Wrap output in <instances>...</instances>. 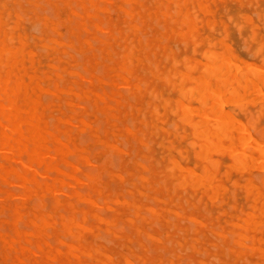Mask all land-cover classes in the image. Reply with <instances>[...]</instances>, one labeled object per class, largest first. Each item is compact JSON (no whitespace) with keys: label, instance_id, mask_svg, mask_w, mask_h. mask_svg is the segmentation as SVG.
I'll return each mask as SVG.
<instances>
[{"label":"bare ground","instance_id":"1","mask_svg":"<svg viewBox=\"0 0 264 264\" xmlns=\"http://www.w3.org/2000/svg\"><path fill=\"white\" fill-rule=\"evenodd\" d=\"M2 1H4V0H2ZM10 1V0H9ZM18 1V0H17ZM71 1H75V3L79 6V4H82L83 5V2H84V0H66V2L67 3H69V2H71ZM108 1V0H107ZM110 1V0H109ZM113 1V0H112ZM115 1V0H114ZM118 1V0H117ZM154 1V0H153ZM167 1V3L165 4V10L164 9H161L160 8V6H162L163 5V2H160V3H158L159 4V6H156V5H154V6H156V8L158 9H155V11H154V16H155V22H159L160 21V17H159V13H160V16L162 17V16H166L167 15V11L169 10V8H168V3L169 2H171L172 0H166ZM181 1H183V0H181ZM196 2H198L197 0H195ZM194 1V2H195ZM203 1H205V0H203ZM229 1V0H228ZM236 1V0H235ZM246 1V0H245ZM252 1V0H251ZM254 1H256V0H254ZM5 2V1H4ZM16 2V1H15ZM88 2V4H90L91 6H92V8L94 9L95 7H96V3H94V0H88L87 1ZM87 2H85L86 3V5H87ZM96 2V1H95ZM100 2V1H99ZM99 2H98V4H99ZM111 2V1H110ZM184 2V1H183ZM182 2V3H183ZM189 2H191V1H189ZM199 2L200 3H198V4H201V1L199 0ZM218 2H219V0H218ZM222 2H223V0H222ZM231 2V1H230ZM239 2V1H238ZM258 1H256V3H257ZM9 3V2H8ZM22 3V2H21ZM104 3V2H103ZM153 4H154V2H152ZM172 3H175V2H172ZM181 3V2H180ZM206 3V2H205ZM210 3H213L212 1L210 2ZM219 3H221V2H219ZM224 4H225V2H223ZM232 4H233V1L231 2ZM0 4H2V2H0ZM10 4L12 5L13 3H12V1L10 2ZM97 4V5H98ZM105 4V3H104ZM103 4V5H104ZM106 4H108V3H106ZM114 4V3H113ZM112 4V5H113ZM125 4H129L128 6H129V8H130V4H131V6L133 7V0H126V3ZM149 5L151 4V3H148ZM196 4V3H195ZM216 4V3H215ZM214 4V5H215ZM239 4V3H238ZM11 5H10V9H11ZM21 5V4H20ZM60 5V4H59ZM76 5V6H77ZM81 5V6H82ZM89 5V6H90ZM110 5V4H109ZM109 5L107 6L109 9H110V7H109ZM116 5V4H115ZM124 5V4H123ZM142 5V7H144V4H141ZM176 5L178 6L179 5V3L177 2L176 3ZM206 5H207V3H206ZM208 5H209V2H208ZM207 5V6H208ZM212 5V4H211ZM251 5V4H250ZM250 5H248V6H250ZM3 6V5H2ZM2 6H0L1 8H2ZM14 6H15V4H14ZM13 6V7H14ZM50 6V5H49ZM58 6V5H57ZM56 6V7H57ZM62 6H63V3H62ZM66 6V5H65ZM80 6V7H81ZM102 6V5H101ZM105 6V5H104ZM138 6H140V5H138ZM194 6V5H193ZM199 6H201V5H199ZM252 6V5H251ZM259 6V4H257V6L256 7H258ZM7 7V6H6ZM46 7V6H45ZM51 7V6H50ZM84 7V6H83ZM103 7V6H102ZM101 7V8H102ZM186 7H188V6H186ZM204 7L205 6H203L202 8L204 9ZM215 7V6H214ZM219 7H221V4H220V6ZM238 7H243V6H240V4L238 5ZM5 7H3L2 9H4ZM52 8V7H51ZM60 8H61V5H60ZM66 8V7H65ZM67 8H68V6H67ZM116 8H121L123 11H124V13H126L127 15H128V17H132L133 16V13H132V11L131 10H129V8L128 9H126L124 6H122V7H120V5L119 6H117ZM199 8V7H198ZM201 8V9H202ZM209 8V7H208ZM225 7H223V10L225 11V9H224ZM228 8V7H227ZM2 9L0 10V11H2ZM8 9H9V7H8ZM7 9V10H8ZM49 9V8H48ZM68 9H70V8H68ZM87 9V8H86ZM91 9V8H90ZM98 9H99V7H98ZM104 9H106V8H104ZM120 9V10H121ZM140 9H141V7H140ZM144 9L146 10L147 9V7L145 8L144 7ZM175 9V8H174ZM200 9V8H199ZM202 9V10H203ZM217 10V8H214V10ZM238 9V8H237ZM241 9V8H240ZM243 9V8H242ZM256 9V8H255ZM46 10H47V7H46ZM49 10H52V9H49ZM65 10V9H64ZM63 10V11H64ZM73 10V9H72ZM82 10V9H81ZM88 10V9H87ZM86 10V11H87ZM101 11H102V9H100ZM107 10V9H106ZM114 10H116L115 8H114ZM119 10V11H120ZM222 10V9H221ZM222 10V11H223ZM226 10H228V9H226ZM261 10H262V8H261ZM4 12H6V10H3ZM9 11V10H8ZM45 10H43L42 12H44ZM83 11V10H82ZM81 11V12H82ZM142 11H143V9H142ZM153 11V10H152ZM175 11H176V15L178 16H175V18H173L174 19V22H178V20H177V18H179V20H180V22L181 23H183V24H185L186 26H187V30H185V31H181V30H179V31H177L178 32V34H181V38H185L186 36H188V33H190L191 34V32L193 31V25H192V18L191 17H189V14H188V12H185V13H181V11H180V9H175ZM204 11H205V9H204ZM209 11V10H208ZM3 12V13H4ZM10 12H11V10H10ZM41 12V13H42ZM70 12H71V10H70ZM78 12V11H77ZM95 12V11H94ZM135 12H137V11H134V13ZM201 12H203V11H201ZM206 12H207V10H206ZM226 12V11H225ZM225 12L223 13V14H225ZM12 13H14V12H12ZM48 13H50V11L49 12H47V14ZM51 13H53V11H51ZM97 13H99V12H97ZM100 13H102V12H100ZM114 13V12H113ZM147 13V12H146ZM217 13V12H216ZM227 13V12H226ZM7 14V13H6ZM35 14V13H34ZM46 14V15H47ZM62 14H64V13H62ZM66 14V13H65ZM79 14V13H78ZM81 14V13H80ZM83 14V13H82ZM94 14V13H93ZM96 14V13H95ZM125 14V15H126ZM137 14V13H136ZM202 14V13H201ZM204 14V13H203ZM240 14V13H239ZM239 14H238V16H239ZM256 14H260L259 12H257ZM262 14V13H261ZM261 14H260V16H261ZM10 15H12L11 13H10ZM10 15H9V17L8 18H11L10 17ZM19 15H20V13H18L17 14V16L19 17ZM37 15V14H36ZM39 15H41L40 13H39ZM50 15V14H49ZM48 15V16H49ZM52 15V14H51ZM53 15L55 16V14L53 13ZM75 15V14H74ZM97 15V14H96ZM106 16H107V13L105 14ZM109 15V14H108ZM116 15V14H115ZM121 15V14H120ZM125 15L123 16V17H125ZM130 15V16H129ZM141 15V14H140ZM230 15V14H229ZM253 15H255V13H253ZM264 15V14H263ZM21 16V15H20ZM53 16V18L55 19V17L57 18V16H55L54 17ZM88 16H92V14L90 15V13L88 14ZM118 16V15H117ZM169 16L170 17H173L172 16V14L171 13H169ZM203 16V15H202ZM208 16V15H207ZM206 16V17H207ZM211 16V15H210ZM219 16H221V15H218V17ZM248 16V15H247ZM256 16V15H255ZM257 17L258 19H259V21H261L260 20V18L261 17ZM45 17V16H44ZM71 17H72V14H71ZM87 17V16H86ZM121 17V16H120ZM205 17V18H206ZM218 17H216V19L218 18ZM226 17H228V14H227V16H225V18ZM251 17V16H250ZM51 18V17H50ZM52 18V19H53ZM73 18V17H72ZM76 18H78V17H76ZM136 18H138L139 19V16L137 15V17ZM148 18V17H147ZM203 18V17H202ZM204 18V19H205ZM212 18V17H211ZM221 17H219V19H220ZM223 18V17H222ZM229 18V17H228ZM236 18V17H235ZM234 18V19H235ZM238 18V17H237ZM240 18H243V15L240 17ZM239 18V22H240V19ZM247 18V17H246ZM248 18H249V16H248ZM12 19H13V17H12ZM15 19V18H14ZM13 19V20H14ZM19 19H22V18H20L19 17ZM18 19V20H19ZM79 19H80V17H79ZM78 19V20H79ZM94 19H96V18H94ZM93 19V20H94ZM106 19V18H105ZM109 19H110V17H109ZM127 19V18H126ZM130 19V18H129ZM163 19V18H162ZM230 20H231V17L229 18ZM75 19H73L72 20V23H70V25L71 24H73V21H74ZM119 20H121L120 18H118V21ZM203 20V19H202ZM207 20V19H206ZM214 20V18H212V20L211 21H213ZM218 20V19H217ZM227 20V19H226ZM229 20V21H230ZM246 20H248V19H246ZM246 20H244L245 22H246ZM6 21H8V20H6ZM15 21V20H14ZM13 21V22H14ZM65 22H66V19L64 20ZM103 20L101 19V17L99 18V22H102ZM113 21H114V17H113ZM117 21V22H118ZM122 21V20H121ZM125 21V20H124ZM137 21V19H135V21L134 22H136ZM142 21V20H141ZM205 21V20H204ZM250 20H248V22H249ZM16 22H17V20H16ZM15 22V25L17 24ZM19 22V21H18ZM40 22V21H39ZM38 22V23H39ZM43 21H41V23H42ZM49 22V21H48ZM58 22H60V20L58 21ZM86 22V21H85ZM97 22V21H96ZM107 22H109V21H107ZM111 22H112V20H111ZM128 22H130V21H128ZM154 21H152V23H153ZM154 22V24H156ZM207 22L208 21H206V23H205V26H207ZM227 22H228V20H227ZM252 22V21H251ZM262 22V21H261ZM5 22L3 21V19H2V17H1V15H0V213L1 212H4V211H6L5 209H7L8 210V212H9V215H10V220H11V222H10V225H9V227H7V228H9V232H11V234L8 232V229L6 228V229H4V230H6L8 233H6L4 230H2V229H0V247H1V250H0V253H2L3 254V256H4V260H5V262H8V263H5V264H179L178 263V261L176 262L174 259H178V257H179V252L177 251V250H179V249H181V248H185V250H184V254L186 253V250H188V249H186V248H189L190 249V251L188 250L187 252H189L190 253V255L189 256H191V257H189L188 258V260L189 261H192L191 260V258L193 257L192 255H193V252H191V251H196V250H198V247H197V243L199 242V237H200V235L201 236H207V234L205 233L206 231L208 232V231H210V233H212L214 236L213 237H216L217 239H218V241H216V242H210V244L214 247V246H216V248H217V251H219L220 250V252H218V253H214V252H212V251H210L207 247H203L202 248V251H203V249H204V251L203 252H206V254L205 255H207V256H210L211 255V258L213 257L214 258V256L216 257V261H217V263L219 262V264H225V259H224V255H225V251L227 250L228 252H226V253H228L227 254V256H230V255H234L235 257H240V255L241 254H245V255H247V254H253L255 257H257V260H253L252 262L254 263V264H264V194H263V192L261 191V189H260V186H259V184H257L256 182L258 181H260V182H262V184H261V187L263 188L264 187V172L262 173H258L259 175H258V179L260 178V180H257V176H256V174H255V176H256V179L253 177V176H250V177H248L249 175H246L247 177H246V179L245 178H243V177H245V176H243V177H241V178H243L244 179V182H245V184H244V182L242 181V183L244 184V193H247L246 194V196L244 197V194L243 193H241V194H243V195H241L242 197H243V201H241V203H243V205H244V203L246 204V202L248 201V200H250L251 201V203L252 204H250V202H248L249 204H250V206L249 205H246V207H248V209H250V210H248L247 211V209H246V211H244L243 209H241L240 210V213H234V214H231V215H229V212H228V215H229V221H228V223L225 221V220H223V221H225L226 222V225H224L223 224V222H221L220 223V221H219V218L216 216V218H213V220L212 219H207V217H206V220H208V221H205L206 223L208 222V224H206V223H204V222H202L201 220V218L199 219L198 217H196L195 215H192V216H185V215H183V214H181L179 211H174V212H172L173 214H175L176 215V217H185V218H187V220L189 219V220H191L192 221V223H194L193 225L194 226H192L191 227V225H190V227L193 229V235L192 236H189V232H190V230H189V227L188 226H182L179 222L181 221H179L178 223H175V227H178L176 230L177 231H179V233L178 234H176V235H178L179 236V238H177V239H175L174 238V235H173V238H171V240H172V242H173V245L170 247V248H168L169 249V256L167 257V258H163V257H161V256H156V257H153V258H150V259H148V256L146 257H144V256H140V255H138V253H140L139 251H138V253H137V250L135 251V249H133V248H131V247H127L128 249H127V251L125 252V253H123V252H120L119 250H116V249H114V248H112L111 246V248H106L104 245H102V244H98V243H96V242H94V240L95 239H97L96 237L93 239V240H91V239H89L87 236H86V233H91L92 235H94L95 233H94V230L95 229H99L98 230V232L99 231H101L102 229H104V231L105 232H107L108 234V236H109V238H110V235L113 237V238H121V234H120V232L121 231H118V230H120L121 228H122V225H120V227L118 226V225H116V226H118L119 227V229L117 228L116 229V226H115V222H116V219H117V217H120L121 218V214H122V210H119V211H117L116 210V213H114V214H112L111 213V211L109 210V214H107L108 213V211H106V210H103V211H106L104 214L106 215V216H101L99 213H98V211H99V209L101 210V212H102V209L103 208H96V209H98L97 211L95 210V206L97 205V201H95L93 198L95 197V194H93V195H91L90 193L92 192V191H96V187L97 186H101V184L100 183H97L96 184V179H98L97 177L100 175H98V173L97 174H95L96 172H97V168H95L94 167V165H93V167H94V169H96V171H95V173H94V170L93 171H86V170H84L85 172H87V174L85 173H83L84 174V177L83 176H81V177H79V175H81V172H80V174L79 173H77V170H78V165L80 166L81 164V161L80 160H82V159H84L85 157H84V155L82 154V152H81V149H80V147H79V145L75 142V136H74V132L76 131V132H79V131H81V130H84V129H82V125H90L89 123H86L85 121H83L81 118H76V116H77V114H78V112L76 111L77 109L79 110V112H80V109H82V107L81 108H77L76 110H75V108L76 107H74V109L71 107V105L73 104V102L71 101V100H67L66 99V97H63V96H59L58 97V95H56V90H58V91H60L61 90V88H62V85H61V87H60V90H59V88H58V82L60 83V81H62L63 80V74H61V72H63L64 73V75H70L69 77H72L71 79H69L68 81H66V82H64L63 84H64V87H63V91H64V93H66L65 94V96L67 95V94H69L70 92H72V94H75V96H77L78 98L80 97V93H81V91H77V90H80V89H82V94H84L85 92H86V90L87 89H83L82 88V86L80 85V83L79 82H77L75 79H74V77L76 76L77 77V75H79V76H81V74L80 73H78L75 69H76V67L78 68L79 66H74L73 65V63L71 64V65H73V66H70V68L71 69H68V67L67 66H64V65H62V67H61V65H60V62H61V59L59 58V59H57V61H53L52 60V62H54V63H48V64H46L47 66H50L51 67V70H52V74L51 73H49L48 71L46 72L45 71V69L43 70V68H42V70L43 71H40L39 69H38V66H36V60L37 59H35V55H34V52H37V51H32L31 49H29L28 47H31V45L30 46H27V43L25 42V37L22 35V34H20L19 32L18 33H16V34H13L12 33V31H13V29H11V30H6V29H4L3 27H4V24ZM9 22H7V24H8ZM35 23L36 22H34L33 24L35 25ZM93 23V22H92ZM105 23V22H104ZM139 25H142L141 23H139V22H137ZM202 23V22H201ZM211 23V22H210ZM230 23H231V21H230ZM263 23V22H262ZM261 23V24H262ZM10 24V23H9ZM84 25V22H77V25L79 26V25ZM130 24V23H129ZM128 24V25H129ZM162 24V23H161ZM234 25V23L232 22L231 23V25ZM244 24V23H243ZM14 24H12V26H15ZM19 25V24H18ZM40 25V24H39ZM45 25V24H44ZM58 25H60V24H58ZM74 25H75V23H74ZM101 26L102 25H104V24H100ZM113 25H115V24H112L111 25V27L113 26ZM138 25V26H139ZM153 25V24H152ZM219 25H221V24H219ZM218 25V26H219ZM232 25V26H233ZM7 26V25H6ZM57 26V25H56ZM94 26H99L98 25V23H95L94 22V24H93V26H91V27H94ZM121 26H122V24H121ZM130 26H131V28L133 29V31H132V33H134L135 35H136V32H135V30L138 28V26L136 25V24H130ZM162 26V25H161ZM165 26H166V30L168 29V25H167V23H165ZM202 26V25H201ZM224 26L225 25H223L222 27V31L225 29L224 28ZM240 26L241 25H238V26H236V27H239L238 29H240ZM245 26H246V24H245ZM244 26V27H245ZM248 26V25H247ZM39 27V26H38ZM58 27V26H57ZM76 27V26H75ZM87 27V26H86ZM91 27L89 28V25H88V27L87 28H89V30L90 31H92V29H91ZM106 27H107V25H106ZM118 27V26H117ZM116 27V28H117ZM140 27V26H139ZM149 27V26H148ZM158 27V26H157ZM163 27V26H162ZM212 26H210V28H211ZM236 27H235V29H236ZM242 27H243V25H242ZM257 27H258V25H257ZM14 28V27H13ZM17 27H15L14 28V30L16 29ZM41 28V27H40ZM44 28H45V26H44ZM53 28V27H52ZM60 28H61V25H60ZM59 27H58V29H60ZM101 28V27H100ZM110 28V27H109ZM108 28V29H109ZM150 28V27H149ZM201 28V27H200ZM209 28V29H210ZM263 28V30H264V27H262ZM34 29V28H33ZM75 29V28H74ZM104 29V28H103ZM146 29H147V27H146ZM160 29V28H159ZM164 30H165V28H163ZM163 29H161V30H163ZM170 29L174 32L175 31V29H173V28H171L170 27ZM197 29V28H196ZM18 30V29H17ZM16 30V31H17ZM36 30H38V29H36ZM48 30H50V29H48ZM76 30V29H75ZM102 30V29H101ZM107 30V29H106ZM111 30H113V31H115L114 29H111ZM120 30V29H119ZM123 30H125L124 28H123ZM128 30V29H127ZM163 30V31H164ZM203 30V29H202ZM212 31H213V27H212V29H211ZM9 31H11V32H9ZM20 31V30H19ZM32 31V30H31ZM51 31V30H50ZM49 31V32H50ZM67 31V30H66ZM76 31H78V29L76 30ZM103 31V30H102ZM129 31H130V29H129ZM162 31V32H163ZM204 31V30H203ZM202 31V32H203ZM239 31V30H238ZM251 31L253 32V30L251 29ZM14 32V31H13ZM26 32V31H25ZM42 32H44L45 33V30L43 31L42 30ZM42 32L40 33V31H39V34L41 35L42 34ZM48 32V33H49ZM53 32V31H52ZM82 32H83V30H82ZM98 32H100V31H98ZM97 30H96V35H97ZM111 32V31H110ZM131 32V31H130ZM141 32V31H140ZM144 32V31H143ZM149 32V31H148ZM206 32H208V31H206ZM59 33V32H58ZM67 33H68V31H67ZM85 33V32H84ZM84 33L83 34H80V37L81 38H83L85 35H84ZM101 33V32H100ZM119 33L121 34V32L119 31ZM127 33H129V32H127ZM145 33V32H144ZM143 33V34H144ZM150 33H151V29H150V32H149V35H150ZM214 33H215V31H214ZM218 33V32H217ZM253 33H255V36H254V34ZM253 33H251V34H253V36L254 37H256V32L254 31ZM46 34V33H45ZM52 34V33H51ZM50 34V35H51ZM54 34V33H53ZM102 35H104L105 36V32L104 33H101ZM115 34V33H114ZM139 34V33H138ZM169 34V33H168ZM218 34H220V32L218 33ZM225 34H227V32L225 33ZM225 34H224V36H225ZM238 34V33H237ZM25 35V34H24ZM28 35H29V32H28ZM37 36L36 37H38V34H36ZM39 35V36H40ZM56 35V34H55ZM55 35H54V37H55ZM83 35V36H82ZM108 35H111V34H108ZM123 35V34H122ZM146 35V34H145ZM149 35H146V36H149ZM238 35H240V33L238 34ZM30 36L32 37V33L30 34ZM44 37H46V39H45V42L44 43H42V47H43V49L45 48V54H47V51H46V49L47 50H49V49H52V50H55L56 51V47L58 46V48H59V46L60 47H62L63 49L61 50V51H59V52H61L62 54L61 55H68L69 57H71L72 56V53L70 52L71 50H67V48H70V49H75L76 50V48H74V45H73V43L71 42V41H69L68 43H67V41L65 42V40L63 41L61 38H59V39H57V40H55V39H53L52 37H48L47 38V36H45V35H43ZM51 36H53V35H51ZM66 36V35H65ZM64 36V37H65ZM68 36V35H67ZM72 36V35H71ZM70 36V38H72ZM117 36H118V34H117ZM176 35H174V37H175ZM205 36V35H204ZM15 37V39H14V41L16 40V44L15 45H12L13 43H12V41H13V38ZM57 37V36H56ZM90 37L91 36H89L88 38H89V40L91 41V40H93V39H90ZM119 37V36H118ZM156 37H157V35H156ZM160 37H162V34H161V36ZM205 37H207V36H205ZM204 37V38H205ZM214 37V36H213ZM221 37H223L222 35H221ZM239 37H241V36H239ZM249 38L251 37V35H249L248 36ZM254 37L252 38V39H254ZM33 38V37H32ZM65 38H67V37H65ZM125 41H126V37H122ZM130 38V37H129ZM141 38V37H140ZM169 38V35H168V37H167V39ZM180 38V37H179ZM193 38V37H192ZM244 38V37H243ZM112 39H114V40H116V38L113 36V35H111V37H109L108 38V40H104V38L102 37L101 39H99V40H97V41H100L101 42V44L100 45H102L101 46V49L102 50H104V51H106L107 53H109V49H110V47H112ZM122 39V40H123ZM163 39V38H162ZM175 39V38H174ZM174 39H173V41H174ZM195 39V38H194ZM194 39L192 40L191 39V41H194ZM223 39H224V37H223ZM225 39H226V37H225ZM247 39V38H246ZM246 39H245V41H244V43L246 44ZM33 40V39H32ZM39 40V39H38ZM48 40V41H47ZM68 40V39H67ZM73 40V39H72ZM76 40V39H75ZM84 40V39H83ZM122 40H121V42H122ZM138 40V42H137V44L138 43H140V39H137ZM147 40V39H146ZM145 40V41H146ZM165 42H166V38H164L163 39ZM162 40V41H163ZM198 40H199V38H198ZM209 40V39H208ZM222 40V39H221ZM227 40V39H226ZM251 40V39H250ZM35 41H37V40H34V42ZM40 41V40H39ZM74 41V40H73ZM87 41V40H86ZM97 41H95V42H93V43H97L98 44V42ZM118 41H120V40H118ZM129 42L131 41L130 39L128 40ZM128 41H127V43H128ZM219 41V40H218ZM248 41V40H247ZM38 42V41H37ZM115 42V41H114ZM242 42V41H241ZM30 43V42H29ZM38 43H40V42H38ZM83 43V42H82ZM88 43H89V41H88ZM93 43H92V45H93ZM127 43H124V48L123 49H127V47H128V45H127ZM164 43V42H163ZM182 43V42H181ZM185 43V42H184ZM198 43V42H197ZM199 43H200V41H199ZM207 43V42H206ZM214 43V42H213ZM219 43H220V41H219ZM251 43L252 44H254V43H256V41H251ZM85 44V43H84ZM83 44V45H84ZM146 44V43H145ZM153 44V42L151 43V45ZM162 44V43H161ZM201 44V43H200ZM208 44H210L209 42H208ZM221 44V43H220ZM231 44H232V41H231ZM33 45H34V43H33ZM57 45V46H56ZM77 45V44H76ZM116 45H118V43L116 44ZM132 45V44H131ZM157 46H158V43L156 44ZM174 45V44H173ZM176 45V44H175ZM181 45H183V44H181ZM195 46H197L198 47V44L196 45V43L194 44ZM225 45H227L226 43H225ZM237 45V44H236ZM27 46V47H26ZM40 46V45H39ZM94 46V45H93ZM133 46V45H132ZM163 47H164V45H162ZM185 46V45H184ZM187 46V45H186ZM193 46V45H192ZM191 46V49L193 50L192 52H193V54L195 53L194 52V47H192ZM208 46H210L211 47V45H208ZM213 46V45H212ZM215 46V45H214ZM229 46V45H228ZM239 46V45H238ZM246 47H247V44L245 45ZM244 46V48H246ZM41 47V48H42ZM83 47H85V46H83ZM116 47V46H115ZM134 47V46H133ZM163 47H162V51H163ZM207 47V46H206ZM218 47H220V45L218 46ZM28 48V49H27ZM35 47L33 46V49H34ZM37 48V47H36ZM40 48V47H39ZM57 48V49H58ZM108 48V49H107ZM130 48H131V46H130ZM130 48H128V49H130ZM135 48V47H134ZM148 48V47H147ZM178 48V47H177ZM237 48H239V47H237ZM243 48V49H244ZM249 48H251V45H250V47ZM257 48H258V46H257ZM96 48H94L93 50H95ZM118 49H119V47H118ZM137 48H135V50H136ZM150 49V48H149ZM149 49H146L145 48V51L146 50H149ZM174 49H175V47H174ZM183 49H184V47H183ZM233 49V48H232ZM241 49H242V47H241ZM240 49V50H241ZM254 49V48H253ZM40 50V49H39ZM51 50V51H52ZM75 50H74V52H75ZM132 50V49H131ZM130 50V51H131ZM144 50V49H143ZM156 50H158V48L156 47L155 48V51ZM176 50V49H175ZM179 50V49H178ZM208 50V49H207ZM247 50H248V48H247ZM250 50V49H249ZM261 50H262V48H261ZM261 50H259V51H261ZM50 51V52H51ZM91 51V50H90ZM90 51H89V53L88 52H85V53H87V54H90ZM97 51H98V49H97ZM96 51V52H97ZM100 51V50H99ZM119 51V50H118ZM123 51V50H122ZM122 51H120V52H122ZM169 51H170V53H169ZM169 51H167V53H165V57H167V56H169V54H171V56H172V53H171V50H169ZM204 51H205V49H204ZM208 51H210V50H208ZM218 51V50H217ZM228 50H227V48H226V52H227ZM257 51V52H256ZM255 52L257 53V55L259 56V54H258V49L256 50ZM92 52V51H91ZM111 52H112V50H111ZM115 52V51H114ZM132 52V51H131ZM143 52V51H142ZM147 52V51H146ZM178 52V51H177ZM219 52V51H218ZM220 52H223L222 51V48H221V51ZM254 52V53H255ZM261 52H263V51H261ZM261 52H259L260 54H261ZM39 53H40V51H39ZM85 53H82V54H85ZM130 52H125L122 56H123V60L122 61H120L118 64H116L117 65V67H118V69L119 70H125V71H127L128 73H130L131 72V70H130V66H132V61L131 60H127V61H125L124 59L126 58V57H128V54H129ZM155 54V52L154 51H152L151 52V54ZM204 53V52H203ZM38 54V53H37ZM45 54H44V56H45ZM56 54H57V52H56ZM81 54V55H82ZM150 54V55H151ZM159 54H161L162 55V53H160L159 52ZM228 54V53H227ZM263 54V53H262ZM43 55V54H42ZM41 55V56H42ZM51 55H53V54H51ZM98 56H97V59H98V57L100 56L99 54H97ZM112 55H113V53H112ZM114 55H117V54H115L114 53ZM143 55V54H142ZM161 55H159V56H161ZM191 55V54H190ZM228 55H230V53L228 54ZM254 55V54H253ZM264 55V54H263ZM262 55V56H263ZM44 56H42V58L44 57ZM55 56V55H54ZM53 56V57H54ZM57 56H58V54H57ZM120 56V55H119ZM203 56H205V53H204V55ZM202 56V57H203ZM221 56H223V54L221 55ZM233 56V55H232ZM231 56V57H232ZM250 56H251V54H250ZM256 56V55H255ZM36 57H39V56H36ZM49 57H51V56H49ZM79 58V56H77L76 55V58ZM144 57L146 58V55H144ZM206 57H207V60H208V62H206V63H203V62H201V63H203L204 64V67L202 68V70H201V72H200V74L198 75V77H196L195 78V81H194V79H191V78H189V81H190V79L191 80H193L194 82H196V86L195 87H190V88H188V86L186 87V89H183L182 88V86H183V82H184V79L189 75L188 74V71L189 70H191V68L190 67H188V65L186 66H184L185 68H186V71L185 72H180V74H178L179 76H180V82L177 84V83H175L174 82V80L172 81L169 77H167L166 75V77H167V83H170V86L172 87H170V89H172L173 90V88H175L176 86H179V89L178 88H176V89H178L179 90V96H178V98L175 100L174 98H173V100H175L174 101V103H176V106L177 107H180L181 109H182V114H183V116H181L182 117V120L185 122V121H188L189 122V125L192 127V137H193V135L194 136H196V137H198V138H200L201 139V143H199L200 145H199V150L198 151H195V155L196 156H199V157H201L202 158V164L198 167L199 169L198 170H195L194 168L195 167H193V168H189V167H184V166H182V165H180V163L178 162V161H176L175 159H173V158H169L168 156V158L165 160V162H166V164L167 165H170V173H168V174H164V176H162L163 177V179L162 180H160V182H159V180H158V182L160 183V184H162V183H164V186L162 185V187L164 188V193H165V189H166V191H173V193L177 190V188H179V189H182V190H184L185 192H186V196H184V195H182V194H180L179 195V197H178V195L175 197V199L174 200H176V198L178 199V198H182V199H184V201H186V203H188V204H190L191 206L190 207H194L196 210L198 209V203H199V201L201 200V198H202V196L200 195V197H198V199H197V202L194 200V199H196L197 198V192L199 191V192H201V193H207L208 194V199H211V200H213L214 198H216L219 194H220V192H221V189H222V194L225 192V188H223L222 187V185H221V183L219 182V180L216 178V170L218 169V165H219V163H218V161H216V159L215 160H211V159H209L208 158V155H207V153L211 150V149H226L227 151H228V153H229V155H230V157L231 158H227L226 156H224V157H226L224 160H228V161H230L229 159H231V162H230V164H229V162L228 163H226V166H227V164H228V166L227 167H231V168H233V169H235V170H239V172H241V171H245V170H247V169H255V168H257V169H261V171L262 170H264V144H263V142H261V141H259V140H257V139H255L256 138V136L255 137H253L252 136V134H251V132H250V129L246 126V125H240V124H238V123H236L237 121L235 120V117L230 113V112H225V111H223L222 109H221V107H222V105H224L225 103L223 102L222 103V105H220L221 104V101H219V105H220V108H219V106H218V108H216V104L218 103V99H220V100H222L221 99V93L219 92V89H215V86H214V88H212L211 87V85H210V83H208V81H207V79H208V77L209 76H214V77H216L218 80L222 77V76H226V75H229V78H226V79H223L224 81V83H226V84H224L225 86L227 85V83H228V79H235V82H236V87H234L233 86V88L230 90V91H228L229 92V95L228 96H226V98L227 99H231V100H233V102L236 100H239L238 99V97H239V91L237 90L238 88L239 89H244V94H246L247 95V93H246V90H248L250 87H253L254 89H256L257 91H258V89H259V91H260V93L262 92V93H264V91L262 90V89H260L261 88V86H260V84L261 83H263L264 84V72H260V71H257L256 72V70L254 71V69H253V71L250 69V70H248V71H250V72H244V71H240L239 69H236V70H234V71H232L231 72V69L229 68V66H228V63H230V62H228L227 61V65L226 64H224V61L223 60H225V57L223 58L222 57V59L223 60H221V61H219V57L216 55V54H214V53H209L208 52V54H206V56L203 58V59H206ZM257 57V56H256ZM27 58V62L29 63V65L28 66H26V64H25V59ZM45 58V57H44ZM48 58V57H47ZM64 58H66V56L64 57ZM81 58V57H80ZM151 58H152V56H151ZM155 57H154V55H153V59H154ZM168 58V57H167ZM200 58H201V56H200ZM41 59V58H40ZM67 59H69L68 57H67ZM120 59H121V57H120ZM134 59H136L137 60V62H139L140 61V59L139 58H134ZM147 59H149L150 60V58H148V56H147ZM152 59V60H153ZM171 59H173V56H172V58ZM184 59V62H185V60H186V58L184 57L183 58ZM226 59H228V60H231V59H229V58H227L226 57ZM233 59H235L236 60V57H234ZM252 59H255V58H252ZM263 59V58H262ZM49 60V59H48ZM71 60V59H70ZM77 60H79V59H77ZM76 60V61H77ZM98 60H100V58L98 59ZM104 60V59H103ZM145 60V62H146V59H144ZM164 60H165V58H164ZM167 60V59H166ZM188 60H190V59H188ZM207 60H205V61H207ZM240 60V59H239ZM238 60V61H239ZM261 60V59H260ZM80 61H82V60H80ZM79 61V62H80ZM88 61V60H87ZM100 61H102V60H100ZM104 61H106V62H108L106 59L104 60ZM158 61H159V59H158ZM183 61V60H182ZM199 61V60H198ZM226 61V60H225ZM26 62V63H27ZM57 62V63H56ZM111 62V61H110ZM240 62H243V61H241L240 60ZM239 62V63H240ZM263 62H264V59H263ZM37 63H38V61H37ZM81 63H83V61L82 62H80V65H81ZM109 63V62H108ZM161 63V62H160ZM164 63H165V61H164ZM187 63V62H186ZM231 63L232 64H234V68L235 67H237L238 66V64L236 63V62H233V61H231ZM236 63V64H235ZM246 63V62H245ZM41 64V63H40ZM44 64H45V62H44ZM68 64V63H67ZM111 64V63H110ZM135 64V63H134ZM147 64H149V63H147ZM178 64V63H177ZM194 64V63H193ZM199 64V63H198ZM251 64V66L253 67V66H255L254 65V63H250ZM263 64V63H262ZM69 65V64H68ZM102 66H103V64H101ZM137 65V64H136ZM135 65V66H136ZM171 65H173V66H175V64H174V62L172 61V64ZM195 65V64H194ZM200 65V64H199ZM226 65V67L227 68H225L224 66ZM41 66H43V64L42 65H40V67ZM45 66V65H44ZM43 66V67H44ZM102 66H97V68L96 69H98V68H100V72H101V69L103 68ZM142 66V65H141ZM141 66H140V69H141ZM152 65H148V67H147V71L151 74V76H156L157 78H159V76L161 75V72L159 71V73H155L156 71H154V67L157 69V67H158V64H155V66L152 68L151 67ZM196 66V65H195ZM195 66L193 67V69L195 68ZM201 66V65H200ZM49 67V68H50ZM74 67H75V69H74ZM82 67V66H81ZM102 67V68H101ZM161 67H162V64H161ZM169 67V66H168ZM167 67V70H169V68ZM115 67H113V69H114ZM224 68H225V70H224ZM255 68H261L262 70H263V68L262 67H259L258 66V64L255 66ZM48 69V68H47ZM80 69V68H79ZM78 69V70H79ZM184 69V68H183ZM193 69H192V71H193ZM49 70V69H48ZM103 70V69H102ZM118 70V71H119ZM61 71V72H60ZM84 70L82 69V72H83ZM96 71V70H95ZM94 71V72H95ZM98 71V70H97ZM96 71V72H97ZM140 71H142V70H140ZM147 71H146V73H147ZM81 72V73H82ZM86 72V71H85ZM85 72H83V73H85ZM103 72V71H102ZM102 72L101 73H97L98 75H101L102 76ZM111 72V71H110ZM121 72V71H120ZM127 72H124V74L125 73H127ZM143 72L144 71H142V75H145L146 76V78H147V76L148 75H146V74H143ZM169 72V71H168ZM173 73H174V71H172ZM66 73V74H65ZM87 73H89L88 71H87ZM87 73H85V74H87ZM138 74V73H137ZM148 74V73H147ZM84 75V74H83ZM88 75L89 74H87V76H85V77H88ZM112 75V74H111ZM116 75H119L118 74V72H116ZM127 75V74H126ZM173 75V74H172ZM172 75H170V76H172ZM175 75V74H174ZM78 76V77H79ZM150 76V77H151ZM162 76V75H161ZM160 76V77H161ZM175 76H177V75H175ZM75 77V78H76ZM83 77V76H82ZM84 77V78H85ZM104 77V76H103ZM123 77V76H122ZM127 77H129L128 75H127ZM43 78H46V79H48V83L45 85V86H43L42 84H41V81L43 80ZM84 78H82V79H84ZM116 78V77H115ZM152 78V77H151ZM156 78V79H157ZM172 78V77H171ZM77 79V78H76ZM86 79V78H85ZM98 80H100L99 78H97ZM104 79V81L105 80H109V77H107V79H106V77L105 78H103ZM120 79V78H119ZM125 80H127L126 78H124ZM133 79H135V76L134 77H132V79H131V81L133 80ZM141 77H139L138 78V80H139V82H137V83H134L133 84V87L135 86L136 88H137V90L136 91H139L140 90V84H145V83H140V81H141ZM148 79H149V77H148ZM147 79V80H148ZM152 79H154V78H152ZM161 79H163V78H161ZM80 80V79H79ZM151 80V79H150ZM188 80V79H187ZM88 81H89V79H88ZM96 82V80H94L93 79V82ZM143 81V80H142ZM149 81V80H148ZM159 81H161V80H159ZM192 81V82H193ZM214 82H216L215 80H213ZM220 81H221V79H220ZM87 82V81H86ZM95 82H94V84H95ZM151 82V81H150ZM155 82V81H154ZM223 82L221 83V85L223 86ZM108 83H109V81H108ZM120 83H121V85H123V83L124 82H121L120 81ZM119 83V81H118V84H120ZM127 83V82H126ZM132 83V82H131ZM149 82H146V84H148ZM44 84V83H43ZM61 84V83H60ZM97 84V83H96ZM145 84V85H146ZM156 84V83H155ZM84 85V84H83ZM76 87V89H75V87ZM106 86V85H105ZM118 86H120V85H118ZM123 86H126V85H123ZM167 86V85H166ZM84 87V86H83ZM87 87H88V82H87ZM106 87H108V86H106ZM106 87H104L105 88V90H107L106 89ZM129 87V86H128ZM146 87V86H145ZM168 87V86H167ZM224 87V86H223ZM110 87H108V89H109ZM111 88H112V86H111ZM121 88V87H120ZM120 88H118V89H120ZM159 88V87H158ZM188 88V89H187ZM98 89H100V88H98ZM97 89V90H98ZM113 89V88H112ZM125 89V88H124ZM124 89H122L121 88V92L123 93V91H124ZM134 89V88H133ZM139 89V90H138ZM169 89V90H170ZM114 90H116V89H114ZM123 90V91H122ZM126 90L128 91V92H126L125 91V93H127V95H128V93H129V90H128V88H126ZM151 90L153 91V89H152V87H151ZM262 90V91H261ZM49 92V93H51L52 95H49L48 94V96H51V99H52V97H53V100H51V101H49L47 104H44V102L42 101V97H41V94H42V92ZM79 92V94L77 93V92ZM89 91V90H88ZM150 91V90H149ZM158 91H160V90H157V92ZM168 91V90H167ZM254 91V90H253ZM257 91H256V93H257ZM84 92V93H83ZM97 92H99V91H97ZM102 91H100L99 92V94H102L101 93ZM109 92H110V89H109ZM117 92V91H116ZM156 92V93H157ZM170 92V91H169ZM189 92V95L187 94ZM227 92V93H228ZM64 93H63V95H64ZM93 92H91L89 95H91ZM133 93V92H132ZM139 93V92H138ZM152 93V92H151ZM194 93H197V95L200 97V104L202 105H204L205 104V102H206V100H207V98H209V97H217V100H215V101H210V103H212V104H209L210 106H208L207 105V109H198V110H195V112H196V116H197V119H193L192 118V116H191V114H193V111H191L190 110V108L188 107V104H186L185 105V103L183 102V100H182V98L187 94L188 96H192ZM251 93H253L252 91H251ZM251 93H249V94H251ZM95 94H97V93H95ZM99 94L97 95V96H99ZM178 94V93H177ZM46 96H47V94H45ZM61 95H62V93H61ZM126 95V94H125ZM148 95V94H147ZM157 95V94H156ZM264 95V94H263ZM56 96H57V99L59 100V102H58V100L56 99ZM68 96V95H67ZM70 96V95H69ZM75 96H74V100H77V99H75ZM87 95H85V98H87L86 97ZM118 96V95H117ZM116 96V97H117ZM140 96V95H139ZM142 96V95H141ZM140 96V97H141ZM175 96V95H174ZM174 96H172L171 95V97H174ZM177 96V95H176ZM256 96V95H255ZM254 96V97H255ZM260 96V95H259ZM71 97V96H70ZM103 96H101L100 98H101V100L103 99L102 98ZM105 97V96H104ZM107 97V96H106ZM129 97H131V98H133L134 97V95H132V96H128V98ZM147 97H149V96H147ZM131 98H130V101H132L131 100ZM153 98V95H152V97H151V99ZM163 98V97H162ZM185 98V97H184ZM225 97H224V101H227V102H229L227 99H226ZM244 98V97H243ZM243 98H240V99H243ZM252 98V97H251ZM250 98V99H251ZM70 99V98H69ZM106 99V98H105ZM121 99V98H120ZM156 99V98H155ZM164 99V102L163 103H165L166 101V99L165 98H163ZM211 99V98H210ZM249 99V100H250ZM259 99V98H258ZM56 100H57V102H56ZM91 100H93V99H91ZM117 100V99H116ZM123 100V99H122ZM121 100V101H122ZM129 100V99H128ZM188 100H189V98L187 99V102L186 103H189L188 102ZM193 100H194V98H193ZM199 100L197 101V102H199ZM80 101V100H79ZM86 101V100H85ZM85 101H81L82 103L81 104H83V102H85ZM88 101V100H87ZM110 102H109V104H112L111 103V101L112 100H109ZM162 101V100H161ZM161 101H160V103H161ZM169 101V100H168ZM191 101V100H190ZM46 102V101H45ZM64 103V104H66V105H68V106H70L71 108H69V110H70V113H69V115H68V117L66 118V121L65 122H67V123H69V125L70 126H72V121H73V119H77V121H78V123H79V125H77V124H75V130H73L71 127H69L68 125V127H65V128H63L64 126H61L60 127V125H58V123L61 121V117L60 116H58L57 114H59L58 112H61V110L60 111H58V108H57V112H56V103L57 104H61V103ZM100 101H98V103H99ZM105 101H103V103H104ZM112 102H114V101H112ZM123 102V101H122ZM125 102V101H124ZM157 102H159V100L157 101ZM249 102V101H248ZM63 103H62V105H63ZM87 103V102H86ZM102 103V102H101ZM100 103V105H102ZM117 102L115 101V103L114 104H116ZM126 103V102H125ZM171 103H173V102H171ZM173 103V104H174ZM74 104H77V103H74ZM88 104V103H87ZM90 104V103H89ZM91 104L93 105V106H95V108L96 107H98V104H97V102H96V100H94L93 102H91ZM114 104H112V105H114ZM148 104H150V102L148 101ZM166 104V103H165ZM164 104V105H165ZM232 104H236V103H232ZM238 104V103H237ZM252 104V103H251ZM260 104V103H259ZM58 105V106H59ZM171 105V104H170ZM190 105V104H189ZM242 105V104H241ZM249 104H247V105H242V106H248ZM258 105V104H257ZM82 106V105H81ZM84 106V105H83ZM87 106V105H86ZM123 105H121L120 107H122ZM172 106V105H171ZM175 106V105H174ZM237 106V105H236ZM263 108H264V102H263ZM63 107V106H62ZM110 107V106H109ZM114 107H115V105H114ZM114 107H110V108H114ZM164 107V106H163ZM167 107V106H166ZM169 107V106H168ZM177 107H175V108H177ZM235 107V106H234ZM241 106H239V108H240ZM243 107V108H244ZM259 107H261V105L259 106ZM66 108V107H65ZM88 108V107H87ZM91 108H92V106H91ZM123 108V107H122ZM228 108V107H227ZM236 108V107H235ZM234 108V109H235ZM242 108V109H243ZM93 109V108H92ZM230 109H232L233 110V106H232V108H230ZM89 110V109H88ZM118 110V109H117ZM231 110V112H233ZM241 109H239V111H240ZM261 110H263L262 108H261ZM65 111V110H64ZM66 111H67V109H66ZM83 111H84V107H83ZM113 111H115V110H113ZM236 111H238V110H236ZM259 111V110H258ZM264 111V110H263ZM89 112H91L90 110H89ZM99 112V111H98ZM98 112H96L97 113V115H98ZM172 112H175V111H172ZM241 112H242V110H241ZM57 113V114H56ZM66 113V112H65ZM81 113V112H80ZM87 112L85 111V114L83 113V117H84V115H87L86 114ZM116 113H118L117 111H116ZM170 113H171V111H170ZM238 113V112H237ZM259 113V112H258ZM68 114V113H67ZM101 114V113H100ZM108 116H112V113H109L108 112ZM123 114V113H122ZM122 114H121V116H122ZM178 114V113H177ZM176 114V115H177ZM262 115L264 114V113H261ZM57 115V116H56ZM59 115H61V114H59ZM63 116H65L64 115V113L62 114ZM61 115V116H62ZM79 115H81V114H79ZM104 114H101V116H103ZM175 115V114H174ZM239 115H241V114H239ZM63 116H62V118H63ZM101 116H99V117H101ZM75 117V118H74ZM82 117V118H83ZM103 117H105V120H106V116L104 115ZM123 117V116H122ZM168 117V116H167ZM171 118H172V114H171V116H170ZM94 118H95V116H94ZM102 118V117H101ZM263 118V117H262ZM111 119V118H110ZM150 119V118H149ZM155 119H157V118H155ZM166 119V118H165ZM173 119V118H172ZM181 119V118H180ZM86 120V119H85ZM87 120H88V118H87ZM98 120H100L101 121V119H98ZM112 120H115V119H112ZM117 120V119H116ZM162 120H163V118H162ZM161 120V121H162ZM170 120V119H169ZM242 120V119H241ZM64 121V120H63ZM92 121V120H91ZM160 121V120H159ZM121 122V121H120ZM150 122H151V120H150ZM182 122V121H181ZM250 122V126H252V125H254L255 123L253 122V121H249ZM76 123V122H75ZM84 123V124H83ZM98 123V121L95 123V124H97ZM145 123V122H144ZM159 122L157 121V124H158ZM161 123V122H160ZM177 123V122H176ZM95 124L93 123L92 125H94L95 126ZM105 124V123H104ZM121 124V123H120ZM73 125H74V121H73ZM119 125V124H118ZM155 125V124H154ZM178 125V124H177ZM176 125V126H177ZM182 125V124H181ZM104 126V125H103ZM121 126H122V124H121ZM150 126V128H151V126H152V124H150L149 125ZM171 126V125H170ZM175 125H174V127H176ZM74 127V126H73ZM97 127V126H96ZM98 127H102V126H100V124H99V126ZM107 127V126H106ZM142 127H145L146 128V126L145 125H142ZM167 127V126H166ZM172 127H173V125H172ZM172 127H169V125H168V127L167 128H171L172 130H173V128ZM188 127V126H187ZM190 127V128H191ZM63 128V129H62ZM86 128H88V127H86ZM122 128H123V126H122ZM144 128V129H145ZM167 128H166V131H167ZM189 128V127H188ZM89 130V133H91L92 134V132H93V128H92V126H90L89 128H88ZM112 130L113 129H116V128H111ZM154 129H156V128H154ZM161 129V128H160ZM175 130L174 131H177L178 132V130H176V128H174ZM178 129H180V128H178ZM182 129V128H181ZM184 129V128H183ZM95 130V129H94ZM111 130V131H112ZM157 130V129H156ZM191 130V129H190ZM87 131V132H88ZM103 131V129L101 130V131H99V129H98V133L100 132H102ZM146 131H147V129H146ZM158 131V130H157ZM188 131H189V129H188ZM264 131V130H263ZM87 132H83L84 134L85 133H87ZM156 132V131H155ZM176 132V133H177ZM103 133V132H102ZM150 133V132H149ZM167 133H168V131H167ZM179 133V132H178ZM181 133H182V130H181ZM188 133V132H187ZM264 133V132H263ZM83 134V135H84ZM142 134V133H141ZM169 134V133H168ZM168 134L166 135V137H168ZM60 135L63 137V139L64 140H62L61 139V137H60ZM81 135L82 134H80V137H79V139L81 140ZM85 136V135H84ZM87 137L86 138H88L89 137V139L91 138L89 135H86ZM148 136H151L150 134L148 135ZM147 136V137H148ZM179 136H181V138H184V136L182 137V135H179ZM109 137H111L110 135H109ZM157 137V135L155 136L154 135V138H156ZM170 137H174L173 136V134H172V136H170ZM196 137H194V138H196ZM144 138V137H143ZM160 138H161V136H160ZM180 138V139H181ZM91 139H93V138H91ZM79 140V141H80ZM82 140H84L83 138H82ZM81 140V141H82ZM162 140V139H161ZM182 140V139H181ZM225 140H227V143H225L226 145H224L222 142L223 141H225ZM150 141V140H149ZM147 142V143H151L152 144V141H150V142ZM168 141L170 142L171 140H169L168 139ZM167 140L165 141L164 140V142H168ZM192 141V139L190 140V141H188V142H191ZM85 142V141H84ZM84 142H82V143H84ZM184 143L185 142H187V140H185V141H183ZM80 143V142H79ZM159 143V142H158ZM157 143V144H158ZM177 143V142H176ZM151 144H149V145H151ZM185 144H187V146H188V143H185ZM192 144H194L195 145V142L194 143H190L189 144V146L191 147L192 146ZM263 144V145H262ZM106 145L107 146H111L109 143H106ZM156 145V144H155ZM168 146V148L169 147H173L172 146V144L171 145H167ZM188 146V147H189ZM112 147H114V145L112 144ZM141 147H143V146H141ZM146 147V148H145ZM145 147H143V148H145L144 149V151L147 149V146H145ZM156 147V146H155ZM197 147H198V145H197ZM196 147V148H197ZM156 148H158V146L156 147ZM162 148H163V146H162ZM167 148V147H166ZM159 150V149H158ZM162 151V149L160 148V151L159 152H161ZM165 152V154H166V151H164ZM168 152V151H167ZM181 152V150L179 151L178 150V153L180 154L179 156H181L182 154L180 153ZM193 152V151H192ZM220 152V151H219ZM154 153H155V151H154ZM215 153H217V154H219L218 152H215ZM164 153H163V155H165ZM176 154V153H175ZM185 155H186V151H185V153H184ZM69 155H73L74 157H76V161L74 162V161H68L67 159H69L68 158V156ZM150 155V154H149ZM160 155V153L158 154V155H155V157L157 156H159ZM227 155V154H226ZM140 156V155H139ZM177 156H178V154H177ZM178 156V157H179ZM219 156H221V155H218V157ZM114 157V156H113ZM112 157V158H113ZM146 157V156H145ZM149 157H151V156H149ZM160 157H161V155H160ZM177 157V158H178ZM223 156H221V158H222ZM111 158V157H110ZM136 158H140V157H136ZM180 158V157H179ZM181 158H183L184 159V155L181 157ZM188 158V157H187ZM187 158H185V159H187ZM192 158V155H191V157H190V160L191 161H193V158ZM215 158V157H214ZM115 159V158H114ZM146 159V158H145ZM150 160H151V158H149ZM158 159L159 160H161L159 157H158ZM200 159V158H199ZM116 160V159H115ZM143 160V159H142ZM150 160H146V161H150ZM155 160V159H154ZM153 160V161H154ZM181 160V159H180ZM189 160V161H190ZM196 160V159H195ZM226 160V161H227ZM78 161H80L79 162V164H78ZM111 161H113V159H111ZM110 160H109V162H110V164L111 163H113V162H111ZM139 161H141V159L139 160ZM145 161V162H146ZM185 161V160H184ZM183 160H182V163L184 162ZM187 161V160H186ZM59 162L61 163L60 165H63V166H65L63 163H65L67 166H65V168L67 167L68 169H66V170H63V168L62 169H60L59 167H62V166H59L58 164H59ZM115 163H116V161H114ZM130 162V161H129ZM142 162H144V161H142ZM155 163L154 164H156V162L157 161H154ZM161 162H162V160H161ZM164 162V161H163ZM194 162V161H193ZM200 162V161H199ZM103 163V162H102ZM102 163L101 164H99L98 163V165H102ZM127 163H128V161H127ZM127 163H126V165H127ZM131 163V162H130ZM148 163V162H147ZM158 163V162H157ZM186 163V162H185ZM90 164H92V163H89V165ZM96 164V163H95ZM138 164V163H137ZM145 164V163H144ZM165 163H163V165H164ZM184 164V163H183ZM199 164V163H198ZM83 165V164H82ZM125 165V164H124ZM126 165H125V167H126ZM148 165V164H147ZM158 166L160 165L159 163L157 164ZM162 165V166H163ZM86 166V165H85ZM110 166V165H109ZM112 166H113V164H112ZM145 166H146V164H145ZM154 166H156V165H154ZM193 166H195L194 164H193ZM222 166H223V168L225 167L224 166V164H222ZM89 167V166H88ZM91 167V166H90ZM90 167H89V169H90ZM104 167V166H103ZM115 166H113V168H114ZM137 167V166H136ZM147 167V166H146ZM160 167V166H159ZM79 168H82L81 166L79 167ZM148 168H150L149 166H148ZM223 168H222V171H223ZM88 169V168H87ZM91 169H93L92 167H91ZM102 169V168H101ZM134 169H135V167H134ZM137 169V168H136ZM225 169V168H224ZM82 170V169H81ZM115 170V169H114ZM234 170V171H235ZM105 171V170H104ZM109 171V170H108ZM108 171H106V172H108ZM135 171V170H134ZM149 171V170H148ZM234 171H233V173H234ZM89 172V173H88ZM93 172V173H92ZM106 172H104V173H106ZM124 172V171H123ZM142 172V171H141ZM147 172V171H146ZM145 172V173H146ZM223 172H225L226 174H225V176L227 175V171L225 170V171H223ZM223 172H221V175H223L224 176V174H222ZM236 172V171H235ZM238 172V173H239ZM257 172V171H256ZM100 173V172H99ZM126 173V172H125ZM125 173H122V174H125ZM143 173V172H142ZM158 173H160V174H162L160 171H158L157 169H156V171H154V175H157ZM78 174V175H77ZM159 174V178H160V175ZM246 174H248L247 172H246ZM98 175V176H97ZM105 175V174H104ZM111 175V174H110ZM113 175H114V173H113ZM117 175V174H116ZM135 175H137V174H135ZM133 176L134 178L136 177V176ZM236 175V174H235ZM103 176V175H102ZM101 176V178H103ZM108 176V175H107ZM115 176V175H114ZM123 176H126V175H123ZM122 176V177H123ZM234 176V175H233ZM240 176H241V173H240ZM117 177V176H116ZM131 176L129 175V178H130ZM138 177H140L139 179H143V180H146L144 177H142L141 175L140 176H138ZM146 177H149V176H147L146 175ZM219 177H221V176H219ZM237 178H238V181H239V177H238V174H237V176H236ZM101 178H99L98 180H100ZM134 178H132V179H134ZM137 178V177H136ZM135 178V179H136ZM234 178H235V176H234ZM240 178V179H241ZM103 179H105V176H104V178ZM102 179V180H103ZM134 179V180H135ZM223 179H224V177H223ZM236 179V178H235ZM235 179H233L234 181H235ZM242 179V180H243ZM101 180V181H102ZM225 180V179H224ZM232 180V183L234 182ZM257 180V181H256ZM135 181H137V179L135 180ZM163 181V182H162ZM117 182H119V181H117ZM140 181H138V183H139ZM230 182V181H229ZM82 183V186H84V184H87L88 186L85 188V187H83L82 188V186H79V187H81V189H83V191L80 189V190H78L77 188V186L78 185H80ZM127 183H129V181L128 182H125L124 184H125V187L127 186ZM132 183V182H131ZM137 183V184H138ZM228 183V182H227ZM231 183V185H233ZM99 184V185H98ZM111 184H113V182H111ZM114 184H116V183H114ZM237 184V182H235V184L234 185H236ZM243 184H241V185H243ZM97 185V186H96ZM139 185V184H138ZM141 185V184H140ZM153 185H155L154 183H153ZM158 184L156 183V186L155 187H158L157 186ZM233 185V186H234ZM263 185V186H262ZM116 187H117V185H115ZM115 186H113V187H115ZM128 186H130V188H131V185H128ZM8 187V188H7ZM17 188L18 187V189L20 188L21 189V191H20V189H19V191H13L12 189L13 188ZM89 187V190L91 191H88L87 190V188ZM104 187H106V186H104ZM104 187H102V188H104ZM111 188V189H114V188ZM133 187V186H132ZM141 187V186H140ZM231 187V186H230ZM236 187L237 186H235V189H236ZM118 189H120V185L117 187ZM136 188V187H135ZM188 188H190V190L192 189V193L190 194V196H188ZM237 188H239V186L237 187ZM84 189H86L87 191H85ZM105 189H107V187L105 188ZM117 189V190H118ZM138 189V188H137ZM224 189V190H223ZM232 188H230V190H231ZM245 189H246V192H245ZM104 190V189H103ZM123 190H125V189H123ZM135 190V189H134ZM152 190L153 189H151L150 191L152 192ZM189 190V191H190ZM234 190V189H233ZM233 190H231V192H232V195H234V193H233ZM240 190H241V187H240ZM84 193H86V194H83L82 192ZM105 191V190H104ZM103 191V192H104ZM111 191H114V190H111ZM121 191H122V188H121ZM135 191H137V190H135ZM180 191V190H179ZM234 191H237V190H234ZM243 191H241V192H243ZM82 194H81V193ZM90 192V193H89ZM118 192V191H117ZM128 192H130V191H128ZM149 192V191H148ZM150 192V193H151ZM184 192V193H185ZM238 192H240V191H237V193ZM113 193V192H112ZM119 193V192H118ZM124 193V195L126 196L127 194H125V191L123 192ZM179 193H182V192H179ZM183 193V194H184ZM230 193V192H229ZM67 194H68V196H69V194L70 195H73V196H75V197H81L84 201H86V203L88 204V205H90V208L88 209V211H83L82 209H81V211H78V209L76 208V206H77V203H76V205L74 204V203H72V202H70L69 200H66V198H65V196H67ZM136 194V193H135ZM156 194H158V193H156ZM155 194V195H156ZM172 194V193H171ZM198 194H200V193H198ZM239 194V193H238ZM238 194H236L237 196H238ZM60 195H64L63 197L64 198H61V196ZM113 195H114V193H113ZM112 194H111V197L113 196ZM137 195V194H136ZM239 195V196H240ZM249 196V198L250 199H248V200H246V197H248ZM93 196V197H92ZM124 196V197H125ZM159 196V195H158ZM46 197H48L49 198V202L50 203H48V204H50V206H48V209H49V211H46L47 209H45V207H47L45 204H44V200L46 199ZM75 197H73V198H75ZM103 197V196H102ZM127 197H133V196H128L127 195ZM143 197H145V196H143ZM147 197V196H146ZM145 197V198H146ZM205 197H206V195H205ZM205 197H203L204 199H205ZM221 197V196H220ZM219 197V198H220ZM228 196L226 195V198H227ZM73 198H69L70 200L71 199H73ZM97 198H99V197H97ZM140 198V197H139ZM155 198V197H154ZM163 198H165V199H168L167 197H163ZM171 199H172V196L170 197ZM231 198V197H230ZM238 198V197H237ZM28 199H35L36 200V204H34V202H32V204H33V206L32 207H28L27 206V200ZM103 199V198H102ZM107 198H105V200H106ZM126 199V198H125ZM131 200L132 202H125V203H123L127 208H128V212H126L125 211V213H124V215L127 217V221L129 222L128 224H130L131 226H132V228L134 229L133 230V234L135 235V237L137 236V238L136 239H134V241H137L138 240V244H141V240H139V236H140V234H141V232H142V229H141V227L139 226L140 225V222H144V221H142V220H145L146 219V217L148 218H153L152 220H155L156 221V223H157V219H159L160 218V216L162 215L161 213H160V211H158V210H154V209H152V208H148V210H149V214L151 215H149V216H147L146 215V217H144L143 215H145V214H143L142 215V213H141V211H142V209H143V207H141V203H139V202H141V201H137L136 199H134V200H132V198L130 199V198H127V200ZM150 199V201L153 199V197H151V198H149ZM148 199V200H149ZM204 199H202L204 202H205V200ZM246 201H245V200ZM75 200H77V199H75ZM75 200H74V202H75ZM99 200H101L100 198H99ZM105 200L103 199V201L105 202ZM111 199H108V200H106V201H110ZM146 200V199H145ZM148 200H146V201H148ZM170 200V199H169ZM181 200V199H180ZM233 200H234V202H236L235 201V199H234V196H233ZM241 199H240V197H239V200H238V202H236V203H239V201H240ZM47 202H48V200H46ZM103 201H98V203L99 202H103ZM113 201H115V200H113ZM142 201H143V198H142ZM183 201V202H184ZM209 201V200H208ZM216 201H218V200H216ZM216 201H215V203H216ZM221 201V200H220ZM222 201H223V199H222ZM228 201V200H227ZM116 202H118V200L116 201ZM124 202V201H123ZM176 202L178 203V201L176 200ZM226 202V201H225ZM232 202V201H231ZM46 203V202H45ZM78 203H80V202H78ZM84 203V202H83ZM86 203H85V205H86ZM100 203V204H101ZM108 203H110V202H108ZM149 203V202H148ZM153 203H155V202H153ZM185 203V204H186ZM202 203V202H201ZM215 203H214V205H215ZM219 203V202H218ZM218 203H216V205H215V207H214V205H212L215 209H218V207H216L217 205H218ZM223 203H224V201H223ZM230 203V202H229ZM233 203V202H232ZM29 204H31V202H29ZM82 204V203H81ZM103 204V203H102ZM102 204H101V206H102ZM112 204V205H111ZM110 205L111 206H113L114 204L113 203H111ZM143 204V203H142ZM164 204V203H163ZM173 204V205H172ZM184 204V203H183ZM208 204H209V202H208ZM211 204H212V202H211ZM220 204V203H219ZM240 204V203H239ZM85 205H83V206H85ZM88 205H86V207H82V205H78L77 207H82V208H87V206ZM171 205L172 206H174V203H171L169 206L171 207ZM201 205V204H200ZM203 205H205L206 206V204H203L202 203V206ZM221 205V204H220ZM229 205V204H228ZM232 204H230L229 206H231ZM236 204H233V206H231L232 208L234 207V209L236 208V206H235ZM97 206H100V205H97ZM119 207V205H116V207ZM154 207L156 206V205H153ZM179 206V205H178ZM185 206V205H184ZM211 206V208H213ZM225 206H226V204H225ZM224 206V207H225ZM239 206V205H238ZM242 206V205H241ZM245 206V205H244ZM107 207H108V205H107ZM110 207V206H109ZM108 207V208H109ZM114 207V206H113ZM121 207H122V205H121ZM190 207H187L189 210H190ZM208 207H210L209 205H208ZM246 207H244V208H246ZM126 208V209H127ZM145 208H147V207H145ZM144 208V209H145ZM160 210H162L161 209V207H158ZM168 208V207H167ZM175 208H176V206H175ZM180 208V207H179ZM202 208H204L205 209V207H202ZM220 208V207H219ZM221 208H223V207H221ZM226 208V207H225ZM231 208V209H232ZM56 209L57 210H59V209H62L61 210V212L62 213H60L59 214V217H60V222H59V224H60V229H58L57 228V231H60V233L61 234H63V235H65V237L69 240H65L66 238L64 237V236H62V238H65L64 240L66 241H64L61 237H59L56 233V225H58L57 223H56V220L57 219H59L58 218V216L56 215ZM112 209V208H111ZM157 209V208H156ZM177 209V208H176ZM209 209L210 208H208V210L207 209H205V211H208L209 213L211 212V211H209ZM215 209H212L213 211H216ZM226 209H228V208H226ZM238 209V208H237ZM147 210V209H146ZM165 210H167L168 212H170L171 210L170 209H165ZM186 210V209H185ZM193 210V209H192ZM196 210H194L196 213L198 212V210L196 211ZM199 210H201V207H199ZM233 210V209H232ZM232 210H230L231 212H232ZM180 211H181V208H180ZM218 211V210H217ZM223 211H224V208H223ZM223 211L222 212H220V214L219 215H222L223 214ZM234 211V210H233ZM238 211V210H237ZM7 212V211H6ZM6 212H4V213H1V214H7ZM77 212H79V214L81 215V218H80V220H78V218H77V216H79V215H77L78 213ZM124 212V211H123ZM181 212H183V211H181ZM186 212H187V210H186ZM207 212V214H209ZM235 212H236V210H235ZM77 213V214H76ZM110 213L112 214V216H110ZM144 213H145V211H144ZM184 213V212H183ZM213 213V212H212ZM211 213V214H212ZM222 213V214H221ZM0 214V215H1ZM91 215L94 219V221H98L99 223L100 222H102V224L104 225L103 227H102V229L100 230V228H101V225L99 224V225H96L95 227H88V222H90V220L91 221H93L92 220V218L90 219V220H88V222H85V218H86V215ZM202 214V216H204V212L203 213H200L199 215H201ZM206 213H205V215H207ZM87 215V216H88ZM124 215H122V216H124ZM197 215V214H196ZM212 215H214V214H212ZM215 215H218L217 213L215 214ZM227 215V214H226ZM227 215V216H228ZM57 216V217H56ZM107 216H108V218H107ZM110 216V217H109ZM125 216L123 217V219H125ZM223 216H225V215H223ZM2 217V216H1ZM4 217V216H3ZM90 217V216H89ZM162 217V216H161ZM168 217V216H167ZM208 217H210V215L208 216ZM214 217V216H213ZM222 217V216H221ZM5 218H7V219H9L8 217H6V215H5ZM88 218V217H87ZM163 218V217H162ZM169 218V217H168ZM226 218V217H225ZM96 219V220H95ZM214 219H216L215 221H214ZM221 219V218H220ZM228 219V218H227ZM10 220H8V221H10ZM126 220V219H125ZM170 220V219H169ZM210 220V221H209ZM57 221H59V220H57ZM93 221V222H94ZM163 221V220H162ZM165 222H166V220H164ZM173 221V220H172ZM92 222V223H93ZM98 222H96V223H98ZM20 223H23L24 224V226H23V229L24 230H21L19 227H21L19 224ZM118 223H120V221L118 222ZM117 223V224H118ZM139 223V224H138ZM155 222L153 223V226H155L154 224H156ZM160 223V222H159ZM172 224H174V222H171ZM191 223V222H190ZM86 224H88L87 226H86ZM122 224V223H121ZM160 224H163V223H160ZM160 224H157V226H159ZM166 224V223H165ZM3 225H5V224H3ZM3 225L1 224V226H0V228L1 227H3ZM124 225V224H123ZM130 225L129 226H126V225H124L123 227L125 228V227H128V228H131L130 227ZM142 225H145L144 223H142ZM171 225V224H170ZM184 225V224H183ZM26 226V227H25ZM59 227V226H58ZM156 227V226H155ZM162 227H166V228H168V226H162ZM174 227V226H173ZM4 228V227H3ZM123 228V229H124ZM148 228V227H147ZM166 228H165V231H166ZM170 228H172V226L170 227ZM170 228H168V229H170ZM126 229V232L128 231L127 230V228H125ZM124 229V230H125ZM157 230H161V228H156ZM192 229H191V231H192ZM123 230V231H124ZM147 230V229H146ZM146 230H144V232H143V235L145 236V237H147V239L149 240V239H151V242L152 241H156V242H158L160 239L158 238V237H160L159 235H158V237L155 235V234H149L148 232H146ZM103 231V232H104ZM162 231V230H161ZM170 231V230H169ZM102 231H101V233H103ZM150 232H151V230H150ZM157 232V231H156ZM100 233V232H99ZM100 233V234H101ZM128 233V232H127ZM90 234V236L89 237H92V235ZM110 234V235H109ZM130 234V233H129ZM157 234V233H156ZM159 234V233H158ZM89 235V234H88ZM106 234H104V236H105ZM162 235H163V231H162ZM210 235V234H209ZM61 236V235H60ZM103 235H101V237H102ZM132 237V236H131ZM141 237H142V234H141ZM205 237H204V239H205ZM211 237V236H210ZM69 238H71V240L69 239ZM105 238H107V236L105 237ZM105 238H103L102 237V239H104L105 240ZM132 238H134V237H132ZM144 238V237H143ZM215 238V239H216ZM99 239H101L100 238V235H98V240ZM123 239V238H122ZM145 239V238H144ZM163 239V238H162ZM216 239V240H217ZM107 241H109V243H110V241H112V240H109L108 238L106 239ZM106 240H105V244H107L106 243ZM115 240V239H114ZM124 240V239H123ZM131 240V239H130ZM146 240V239H145ZM167 240V239H166ZM209 240V239H208ZM100 241H102V240H100ZM121 241V240H120ZM127 241H128V239H127ZM134 241H132V243L134 242ZM142 241H144V240H142ZM169 241V240H168ZM213 241H215L214 239H213ZM122 242V241H121ZM149 241H147L146 240V243L147 244H149L148 243ZM171 242V241H170ZM201 242H203L202 240H201ZM118 242H116V244H117ZM131 243V244H132ZM136 243V242H135ZM209 243V242H208ZM207 243V244H208ZM115 244V245H116ZM205 244V243H204ZM108 245V244H107ZM106 245V246H107ZM111 245H113V243L111 242ZM157 245V244H156ZM169 244H167V246H168ZM62 246L64 247V248H62ZM114 246V245H113ZM150 246V245H149ZM148 246V247H149ZM158 246V245H157ZM166 245H164V247H165ZM177 246V249L175 248ZM208 246V245H207ZM115 247V246H114ZM117 247V246H116ZM115 247V248H116ZM120 248L121 247H123V244H122V246L120 245L119 246ZM148 247L146 248L147 250H148ZM154 247H155V245H154ZM209 247H211V246H209ZM212 247V248H213ZM137 248H139V247H137ZM143 248V247H142ZM160 248V247H159ZM158 248V249H159ZM162 248H163V245H162ZM141 249V248H140ZM145 249V250H146ZM163 249H165V248H163ZM211 249V248H210ZM214 249H215V247H214ZM121 250H122V248H121ZM160 250H162L161 248H160ZM212 250V249H211ZM216 250V249H215ZM149 251H150V248H149ZM156 251H157V249H156ZM180 251V250H179ZM214 251V250H213ZM151 252V254H152V251H150ZM159 252V251H158ZM161 252H163V250L162 251H160V253ZM165 252V251H164ZM202 252V253H203ZM210 252H212V254H210ZM155 253V252H154ZM181 253V252H180ZM144 255H145V253H143ZM147 254V253H146ZM148 254H149V252H148ZM159 254V253H158ZM166 254V253H165ZM165 254H163V255H165ZM1 255V254H0ZM150 255V254H149ZM161 255V254H160ZM162 255V256H163ZM186 255V254H185ZM188 255V254H187ZM200 255V254H199ZM199 255H198V258H199ZM213 255V256H212ZM166 256V255H165ZM201 256H203V258L205 257L204 256V254L203 255H201ZM200 256V258L198 259L197 258V260H196V262H197V264H205V262H204V260L202 259V257ZM187 257V256H186ZM186 257H183V258H181V261H180V264H186V263H184V261H182L183 259H185ZM196 257V256H195ZM2 258V257H1ZM187 259V258H186ZM186 259H185V262H186ZM226 259H227V257H226ZM246 259L247 258H245V261H246ZM210 260H212V259H210L209 258V261ZM248 260V259H247ZM208 261V260H207ZM208 261V262H209ZM214 261V260H213ZM232 261V260H231ZM234 261V260H233ZM249 261L250 260H248V261H246L247 263H249ZM193 262V261H192ZM240 262V261H239ZM242 263H243V261H241ZM212 263V262H211ZM211 263H209V264H211ZM216 263V264H217ZM0 264H1V262H0ZM187 264H191V262H188ZM193 264V263H192ZM194 264H195V262H194ZM213 264V263H212ZM240 264V263H239Z\"/></svg>","mask_w":264,"mask_h":264},{"label":"rangeland","instance_id":"2","mask_svg":"<svg viewBox=\"0 0 264 264\" xmlns=\"http://www.w3.org/2000/svg\"><path fill=\"white\" fill-rule=\"evenodd\" d=\"M5 1V2H4ZM4 1H2V0H0V2H2V4H0V6H2V8L3 7H5L4 9H2L1 7H0V10L2 9V11H0V15H1V17H2V19H3V21L5 22L3 25H4V29H6V30H11V29H13V31H12V33L13 34H16V33H20V34H22L24 37H25V42L27 43V46H30L31 45V47H28L29 49H31L32 51H37V52H34V55H35V59H37L36 60V66H38V69L40 70V71H43L44 69H45V71L47 72H49V73H51L52 72V70H51V67L50 66H47L46 64H48V63H54L55 61H57V59H61V62H60V65H61V67H62V65H64V66H67L68 67V69H71L70 68V66H79L78 68L76 67V69H75V67H74V69L78 72V73H80L81 74V76H79V75H77V79L74 77V79L77 81V82H79L80 83V85L82 86V88L85 90V89H87L86 90V92L84 93V94H82V89H80V90H77V91H81V93H80V97L78 98L77 96H75V94H72V92H70L69 94H67L66 96H65V94L66 93H64V91L62 90L63 89V87H64V82H66V81H68L69 79H71L72 77H69L70 75L68 74H66V75H64V73L63 72H61V74H63L62 76H63V80L62 81H60V83L58 82V88H59V90H60V87H61V85H62V88H61V90L60 91H58V90H56V95H58V97L59 96H63V97H66V99L67 100H71L72 102H73V104L71 105V107L74 109V107H76L75 108V110L77 109V108H81L82 107V109H80V112H79V110L77 109L76 111L78 112V114H77V116H76V118H81L83 121H85L86 123H89L90 125H82L81 127H82V129H84V130H81V131H79V132H74V136H75V142L79 145V147H80V149H81V152H82V154L84 155V159H82V160H80L81 161V167L82 168H79L80 166L78 165V170H77V173H79L80 174V172H81V175H79V177H81V176H83L84 177V174L86 173L87 174V172H85L84 170H88V171H93L94 170V173H95V171H96V169H94V167L95 168H97V172L95 173V174H97L98 173V179L99 178H101V176L104 178V176H105V179H103V178H101L100 180H98V179H96V184L97 183H100L101 184V186H97L96 187V191H90L89 190V187L87 188V190L88 191H90L89 193L91 194V195H93V194H95V197L93 198L95 201H97L96 203H97V205H100V206H95V210L97 211L98 209H96L97 207L98 208H103L102 209V212H101V210L99 209V211H98V213L101 215V216H106L104 213L106 212V211H108V213L107 214H109V210L111 211V213L112 214H114V213H116V210L117 211H119V210H122V214H121V218L120 217H117V219H116V224H115V226L116 225H118L119 227H120V225H122V228L120 229V230H118V231H121L120 232V234H121V238H113L110 234V238H109V236L107 235L108 233L107 232H105L104 231V229H102V227L104 226L103 224H102V222H98L96 219V221H94L93 219V217L91 216V215H86V218H85V222H88V220H90L91 218H92V220L94 221H91L90 220V222H88V224H86V226L88 225V227H95L96 225H101V228H100V230L103 232V233H101V231H99L98 232V230L97 229H95L94 230V235H92L91 233H86V236L89 238V239H91V240H93L95 237L97 238V239H95L94 240V242H96V243H98V244H102V245H104L106 248H114V249H116V250H119L120 252H123V253H125L126 251H127V247H131V248H133V249H135V251L137 250V253H138V251L140 252V253H138V255H140V256H148V259H150V258H153V257H156L157 255L158 256H161V257H163L164 259L165 258H167L168 256H169V249L168 248H170L172 245H173V242H172V240H171V238H173V235H174V238L175 239H177V238H179V236L178 235H176V234H178L179 233V231H177L176 229L178 228V227H175V223H178L180 220V224L182 225V226H188L189 227V230H190V232H189V236H192L193 234V227L192 226H194L193 224L194 223H192V221L191 220H187V218H183V217H176V215L175 214H173L172 212H174V211H179L181 214H183V215H185V216H192V215H195L196 217H198L199 219L201 218L202 220V222H204V223H206L205 221H208V220H206V217H207V219H212L213 220V218H216V216L219 218V221H220V223L221 222H223V224L224 225H226V222L228 223V221L230 220L229 219V215H231V214H234V213H240V210L241 209H245L244 211H246V209H247V211L248 210H250V209H248V207H246V205H249L250 206V204H252L251 203V199L249 198V196L248 197H246V200H248V199H250V200H248L247 202H246V204L244 203V205H243V203H241V201H243V197L241 196V195H243L244 194V197L246 196V194L247 193H244V184H245V182H244V179L243 178H245L246 179V175H249L248 177H250V176H253L255 179H256V176H257V180H260V178L258 179V175L262 172H264V170H262L261 171V169H257V168H255V169H247V170H245V171H241V172H239V170H235V169H233V168H229V167H227L228 166V164H227V166H226V163H228L229 162V164H230V162H231V159H229L230 161H228L227 159V161L226 160H224L226 157L227 158H231L230 157V155H229V153H228V151L226 150V149H211L208 153H207V155H208V158L209 159H211V160H215L216 159V161H218V163H219V165H218V169L216 170L217 172V174H216V178L219 180V182L221 183V185H222V187L223 188H225V192L222 194L221 192H222V189H221V192H220V194L216 197V198H214L213 200H211V199H208V194L207 193H201V192H197V198L196 199H194L196 202H197V199H198V197H200V195L202 196V198H201V200L199 201V203H198V212L196 213L194 210H196L194 207H190L191 205L190 204H188V203H186V201H184V199H182V198H176V200L178 201V203L176 202V200H174L175 199V197L178 195V197H179V195L180 194H182V195H184V196H186L185 194H186V192L184 191V190H182V189H179V188H177V190L173 193V191H166V189H165V193H164V188L162 187V185L164 186V183H162V184H160L159 182H160V180H162L163 179V177L162 176H164V174H168V173H170V165H167L166 164V162H165V160L169 157V158H173V159H175L176 161H178L179 163H180V165H182V166H184V167H189V168H193V167H195L194 169L195 170H198L200 167V165L202 164V158L201 157H199V156H196L195 154V151H198L199 150V143H201V139L200 138H198V137H196V136H194L193 135V137H192V127L189 125V122L188 121H183L182 120V117L181 116H183V114H182V109L180 108V107H177L176 106V103H174V101L178 98V96H179V86H176L175 88H173V90L172 89H170V83H167L168 81L166 80L167 79V77H169L172 81L174 80V82L175 83H179L180 81V76L178 75V74H180V72H185L186 71V68L184 67L185 65L187 66L188 65V67H190L191 68V70H189L188 71V76L184 79V82H183V86H182V88L183 89H186V87L188 86V88H192V87H195L196 85V82H194L195 81V78L196 77H198V75L200 74V72H201V70H202V68L204 67V64L203 63H206V62H208V60H207V57H206V59H203L205 56H206V54H208V52L210 53H214V54H216L218 57H219V61H221V60H223L222 59V57L224 56L225 57V60H223L224 61V64H226L227 63V61L228 62H230V63H228V66H229V68L231 69V72L232 71H234V70H236V69H239L240 71H244V72H247L248 70H250L251 68V70L253 71V69H254V71L256 70V72L257 71H260V72H264V62H263V59H264V30H263V28L262 27H264V0H256V1H258L257 3H256V1H254V0H223V2H225V4L222 2V0H219V2H221V3H219L218 2V0H205V1H203V0H200L201 1V4H198V3H200L199 2V0H197L198 2H196L195 0H183V1H181V0H172L171 2H169L168 3V8H169V10L167 11V15L166 16H160V13H159V17H160V21L159 22H155V14H154V11H155V9H157L156 8V6H159V4L158 3H160V2H163V5L162 6H160V8L161 9H164L165 10V4L167 3V1L166 0H133V7L131 6V4H130V8H129V4H125L126 3V0H94V3H96V7L93 9L92 8V6L90 5V4H88V0H84V2H83V5L82 4H79V6L75 3V1H71V2H69V3H67L66 2V0H4ZM12 1V5L10 4V2ZM16 1V2H15ZM96 1V2H95ZM100 1V2H99ZM189 1H191V2H189ZM195 1V2H194ZM213 2V3H210V2ZM233 1V4L231 3V2ZM239 1V2H238ZM9 2V3H8ZM22 2V3H21ZM85 2H87V5H86V3ZM98 2H99V4H98ZM105 4H104V3ZM152 2H154V4L152 3ZM172 2H175V3H172ZM179 3V5L177 6L176 5V3ZM181 2V3H180ZM183 2V3H182ZM207 3V5H208V2H209V5L207 6L206 5V3ZM62 3H63V6H62ZM106 3H108V4H106ZM114 3V4H113ZM148 3H151L150 5L148 4ZM196 3V4H195ZM216 3V4H215ZM240 4V6H243V7H238V5ZM14 4H15V6H14ZM21 4V5H20ZM61 5V8H60V5ZM98 4V5H97ZM105 6H104V5ZM110 4V5H109ZM113 4V5H112ZM116 4V5H115ZM124 4V5H123ZM141 4H144V7L146 8L147 7V9L145 10L144 9V7H142V5ZM212 4V5H211ZM215 4V5H214ZM220 4H221V7H219L220 6ZM252 6H251V5ZM257 4H259V6L258 7H256L257 6ZM10 5H11V9H10ZM52 7H50V6ZM58 5V6H57ZM66 5V6H65ZM77 5V6H76ZM82 5V6H81ZM90 5V6H89ZM103 7H102V6ZM109 5V7H110V9L107 7ZM120 5V7H122V6H124L126 9H128L129 8V10H131L132 11V13H133V16L132 17H128V15L126 14V13H124V11L121 9V8H116L117 6H119ZM138 5H140V6H138ZM154 5H156V6H154ZM194 5V6H193ZM199 5H201V6H199ZM248 5H250V6H248ZM7 6V7H6ZM14 6V7H13ZM47 7V10H46V7ZM57 6V7H56ZM67 6H68V8H70V9H68L67 8ZM81 6V7H80ZM84 6V7H83ZM186 6H188V7H186ZM203 6H205L204 7V9H205V11H204V9L202 8ZM215 6V7H214ZM8 7H9V9H8ZM66 7V8H65ZM98 7H99V9H98ZM102 7V8H101ZM140 7H141V9H140ZM200 9H199V8ZM209 7V8H208ZM223 7H225L224 9H225V11L227 12H225L224 10H223ZM228 7V8H227ZM52 9V10H49V9ZM88 10H87V9ZM91 8V9H90ZM104 8H106V9H104ZM114 8L116 9V10H114ZM177 10V9H180V11H181V13H185V12H188V14H189V17H191L192 18V25H193V31L191 32V34L190 33H188V36H186L185 38H181L182 36H181V34H178V32L177 31H179V30H181V31H185V30H187V26L185 25V24H183V23H181L180 22V20H179V18H177V20H178V22H174V19L173 18H175V16H177L176 15V11H175V9ZM203 10H202V9ZM214 8H217V10L215 9L214 10ZM238 8V9H237ZM241 8V9H240ZM243 8V9H242ZM256 8V9H255ZM261 8H262V10H261ZM9 11H8V10ZM65 9V10H64ZM73 9V10H72ZM83 11H82V10ZM100 9H102V11L100 10ZM121 9V10H120ZM142 9H143V11H142ZM223 11H222V10ZM226 9H228V10H226ZM3 10H6V12H4ZM10 10H11V12H10ZM43 10H45L44 12H42ZM64 10V11H63ZM70 10H71V12H70ZM87 10V11H86ZM120 10V11H119ZM153 10V11H152ZM158 10V9H157ZM206 10H207V12H206ZM209 10V11H208ZM50 11V13H48L47 14V12H49ZM51 11H53V13L55 14V16H57V18L53 15V13H51ZM78 11V12H77ZM82 11V12H81ZM95 11V12H94ZM134 11H137V12H135L134 13ZM201 11H203V12H201ZM4 12V13H3ZM12 12H14V13H12ZM42 12V13H41ZM97 12H99V13H97ZM100 12H102V13H100ZM114 12V13H113ZM147 12V13H146ZM217 12V13H216ZM225 12V14H223ZM257 12H259L260 14H261V16H260V14L258 15V14H256ZM7 13V14H6ZM10 13L12 14V15H10ZM18 13H20V15H19V17L20 18H22V19H19V17L17 16V14ZM35 13V14H34ZM39 13L41 14V15H39ZM62 13H64V14H62ZM66 13V14H65ZM79 13V14H78ZM81 13V14H80ZM83 13V14H82ZM90 13V15L92 14V16H88V14ZM94 13V14H93ZM97 15H96V14ZM107 13V16L105 15ZM137 13V14H136ZM169 13H171L172 14V16L173 17H170L169 16ZM202 13V14H201ZM204 13V14H203ZM240 13V14H239ZM253 13H255V15H253ZM37 14V15H36ZM47 14V15H46ZM50 14V15H49ZM52 14V15H51ZM71 14H72V17H71ZM75 14V15H74ZM109 14V15H108ZM116 14V15H115ZM121 14V15H120ZM126 14V15H125ZM141 14V15H140ZM227 14H228V17L230 18L231 17V20L228 18V17H226L225 18V16H227ZM230 14V15H229ZM238 14H239V16H238ZM9 15H10V17L11 18H8L9 17ZM49 15V16H48ZM118 15V16H117ZM125 15V17H123ZM137 15L139 16V19L138 18H136L137 17ZM203 15V16H202ZM208 15V16H207ZM211 15V16H210ZM218 15H221V16H219V17H221L220 19H219V17H218ZM243 15V18H240L241 16ZM249 16V18H248V16ZM45 16V17H44ZM53 16L55 17V19L53 18ZM87 16V17H86ZM121 16V17H120ZM130 16V15H129ZM207 16V17H206ZM251 16V17H250ZM261 17L260 18V20L263 22H261V21H259V19L257 18V17ZM12 17H13V19L15 20H13L12 19ZM51 17V18H50ZM76 17H78V18H76ZM79 17H80V19H79ZM101 17V19L103 20L102 22H99V18ZM109 17H110V19H109ZM113 17H114V21H113ZM148 17V18H147ZM178 17V16H177ZM203 17V18H202ZM206 17V18H205ZM214 18V20L213 21H211L212 20V18ZM216 17H218L217 19H216ZM223 17V18H222ZM236 17V18H235ZM238 17V18H237ZM247 17V18H246ZM53 18V19H52ZM94 18H96V19H94ZM106 18V19H105ZM118 18H120L121 20H119L118 21ZM127 18V19H126ZM130 18V19H129ZM163 18V19H162ZM205 18V19H204ZM235 18V19H234ZM239 18L241 19L240 20V22H239ZM19 19V20H18ZM66 19V22L64 21ZM73 19H75L74 21H73V24H71L70 25V23H72V20ZM79 19V20H78ZM94 19V20H93ZM135 19H137V21L136 22H134L135 21ZM203 19V20H202ZM207 19V20H206ZM228 20V22H227V20ZM246 19H248V20H250L249 22H248V20H246ZM6 20H8V21H6ZM16 20H17V22H16ZM60 20V22H58ZM111 20H112V22H111ZM125 20V21H124ZM142 20V21H141ZM205 20V21H204ZM231 21V23L233 22L234 23V25L232 26L231 25V23H230V21ZM244 20H246V22L244 21ZM14 21V22H13ZM19 21V22H18ZM40 21V22H39ZM41 21H43L42 23H41ZM49 21V22H48ZM86 21V22H85ZM97 21V22H96ZM107 21H109V22H107ZM118 21V22H117ZM128 21H130V22H128ZM152 21H154L156 24H154V22L152 23ZM206 21H208L207 22V26H205V23H206ZM252 21V22H251ZM7 22H9L8 24H7ZM15 22L17 23L16 25H15ZM34 22H36L35 23V25L33 24ZM39 22V23H38ZM77 22L79 23V22H84V25H77ZM93 22V23H92ZM94 22L95 23H98V25L99 26H94V27H91V26H93V24H94ZM105 22V23H104ZM137 22H139V23H141L142 25H139ZM202 22V23H201ZM211 22V23H210ZM74 23H75V25H74ZM132 25V24H136L137 26H138V28L135 30V32H136V35L134 34V33H132V31H133V29L131 28V26H130V24ZM162 23V24H161ZM165 23H167V27H168V29L166 30V26H165ZM244 23V24H243ZM262 23V24H261ZM12 24H14L15 26H12ZM19 24V25H18ZM40 24V25H39ZM45 24V25H44ZM58 24H60L61 25V28H60V25H58ZM100 24H104V25H100ZM112 24H115V25H113L112 27H111V25ZM121 24H122V26H121ZM129 24V25H128ZM153 24V25H152ZM219 24H221V25H219ZM245 24H246V26H245ZM7 25V26H6ZM60 28V29H58V27ZM88 25H89V28L91 27V29H92V31H90L89 30V28H87L88 27ZM106 25H107V27H106ZM163 27H162V26ZM202 25V26H201ZM219 25V26H218ZM223 25H225L224 26V30L222 31V26ZM238 25H241L240 26V29H238L239 27H236V26H238ZM242 25H243V27H242ZM248 25V26H247ZM257 25H258V27H257ZM39 26V27H38ZM44 26H45V28H44ZM76 26V27H75ZM87 26V27H86ZM118 26V27H117ZM150 28H149V27ZM158 26V27H157ZM210 26H212L213 27V31L211 30L212 29V27L210 28ZM245 26V27H244ZM15 27H17L15 30H14V28ZM41 27V28H40ZM53 27V28H52ZM101 27V28H100ZM110 27V28H109ZM117 27V28H116ZM146 27H147V29H146ZM170 27L171 28H173V29H175V31L173 32L171 29H170ZM201 27V28H200ZM235 27H236V29H235ZM11 28V29H10ZM34 28V29H33ZM77 30L78 29V31H76L75 29ZM104 28V29H103ZM109 28V29H108ZM123 28L125 29V30H123ZM160 28V29H159ZM163 28H165V30L163 29ZM197 28V29H196ZM210 28V29H209ZM18 29V30H17ZM36 29H38V30H36ZM48 29H50V30H48ZM103 31H102V30ZM107 29V30H106ZM111 29H114L115 31H113V30H111ZM120 29V30H119ZM128 29V30H127ZM129 29H130V31H129ZM150 29H151V33H150V35H149V32H150ZM161 29H163V30H161ZM204 31H203V30ZM251 29L253 30V32L255 31L256 32V37H254L255 36V33H253L252 31H251ZM17 30V31H16ZM20 30V31H19ZM32 30V31H31ZM42 30L44 31L45 30V33L44 32H42ZM68 31V33H67V31ZM82 30H83V32H82ZM96 30H97V32L98 31H100L101 33H104L105 32V36L104 35H102L100 32H98L97 33V35H96ZM239 30V31H238ZM11 31H9V32H11ZM26 31V32H25ZM39 31H40V33L42 32V34L40 35L39 34ZM50 31V32H49ZM53 31V32H52ZM111 31V32H110ZM119 31L121 32V34L119 33ZM141 31V32H140ZM145 33H144V32ZM149 31V32H148ZM163 31V32H162ZM203 31V32H202ZM206 31H208V32H206ZM214 31H215V33H214ZM22 32V33H21ZM28 32H29V35H28ZM49 32V33H48ZM59 32V33H58ZM85 32V33H84ZM127 32H129V33H127ZM220 32V34H218V33ZM227 32V34H225ZM32 33V37L30 36V34ZM52 33V34H51ZM54 33V34H53ZM84 33V37L83 38H81L80 37V34H83ZM115 33V34H114ZM139 33V34H138ZM144 33V34H143ZM169 33V34H168ZM240 33V35H238V34ZM251 33H253L254 34V36H253V34H251ZM25 34V35H24ZM36 34H38V37H36L37 35ZM53 35V36H51V35ZM56 34V35H55ZM108 34H111V35H113L115 38H116V40H114V39H112L111 41H112V47H110V49L108 50L109 51V53H107L106 51H104V50H102L101 49V46L102 45H100L101 44V42L100 41H97V40H99V39H101L102 37L104 38V40H108V38L109 37H111V35H108ZM117 34H118V36H117ZM123 34V35H122ZM149 35V36H146V35ZM161 34H162V37H160L161 36ZM224 34H225V36H224ZM40 35V36H39ZM43 35H45V36H47V38L48 37H52L53 39H55V40H57V39H59V38H61L63 41L65 40V42L67 41V43L69 42V41H71L72 43H73V45H74V48H76V50H75V52H74V50L73 49H70V48H67V50H71L70 52L72 53V56L71 57H69L68 55H61L62 53L61 52H59V51H61L63 48L62 47H60L59 46V48H58V46L56 47V51L55 50H52V49H49V50H47L46 49V51H47V54H45L46 52H45V48L43 49V47H42V43H44L45 42V39H46V37H44ZM54 35H55V37H54ZM66 35V36H65ZM68 35V36H67ZM72 35V36H71ZM156 35H157V37H156ZM168 35H169V38L167 39V37H168ZM174 35H176L175 37H174ZM207 36V37H205V36ZM221 35L224 37V39H223V37H221ZM249 35H251V37L253 38L254 37V39H252L251 37L249 38L248 36ZM57 36V37H56ZM67 37V38H65V37ZM70 36L72 37V38H70ZM83 36V35H82ZM89 36H91L90 37V39H93V40H89ZM214 36V37H213ZM239 36H241V37H239ZM122 37H126V41L122 38ZM130 37V38H129ZM141 37V38H140ZM180 37V38H179ZM193 37V38H192ZM205 37V38H204ZM225 37H226V39H225ZM244 37V38H243ZM164 38H166V42L163 40ZM175 38V39H174ZM195 38V39H194ZM198 38H199V40H198ZM247 38V39H246ZM14 39H15V37L13 38V41H12V45H15L16 44V40L14 41ZM33 39V40H32ZM40 41H39V40ZM68 39V40H67ZM74 41H73V40ZM76 39V40H75ZM84 39V40H83ZM123 39V40H122ZM131 40L130 42L128 41V40ZM137 39H140V43H138L137 44V42H138V40ZM147 39V40H146ZM173 39H174V41H173ZM191 39L193 40L194 39V41H191ZM209 39V40H208ZM222 39V40H221ZM245 39H246V44H247V47L245 46L246 44L244 43V41H245ZM251 39V40H250ZM34 40H37L38 42H40V43H38L37 41H35L34 42ZM87 40V41H86ZM118 40H120V41H118ZM121 40H122V42H121ZM146 40V41H145ZM163 40V41H162ZM220 41V43H219V41ZM248 40V41H247ZM48 41V40H47ZM88 41H89V43H88ZM95 41H97L98 42V44L97 43H93V42H95ZM115 41V42H114ZM127 41H128V43H127ZM137 41V42H136ZM199 41H200V43H199ZM231 41H232V44H231ZM242 41V42H241ZM251 41H256V43H254V44H252L251 43ZM30 42V43H29ZM83 42V43H82ZM153 42V44L151 45V43ZM164 42V43H163ZM182 42V43H181ZM185 42V43H184ZM198 42V43H197ZM207 42V43H206ZM208 42L210 43V44H208ZM214 42V43H213ZM33 43H34V45H33ZM85 43V44H84ZM92 43H93V45H92ZM118 43V45H116ZM124 43H127V45H128V47H127V49H123L124 47ZM146 43V44H145ZM158 43V46L156 45ZM162 43V44H161ZM196 43V45L198 44V47L197 46H195L194 44ZM225 43L227 44V45H225ZM77 44V45H76ZM84 44V45H83ZM135 47V48H137L136 50H135V48L132 46V45ZM174 44V45H173ZM176 44V45H175ZM181 44H183V45H181ZM237 44V45H236ZM40 45V46H39ZM162 45H164V47L162 46ZM185 45V46H184ZM187 45V46H186ZM193 45V46H192ZM208 45H211V47L210 46H208ZM213 45V46H212ZM215 45V46H214ZM220 45V47H218ZM229 45V46H228ZM239 45V46H238ZM250 45H251V48H249L250 47ZM26 46V47H27ZM33 46L35 47L34 49H33ZM83 46H85V47H83ZM116 46V47H115ZM130 46H131V48H130ZM191 46L192 47H194V54H193V48L191 49ZM207 46V47H206ZM244 46L246 47V48H244ZM257 46H258V48H257ZM37 47V48H36ZM40 47V48H39ZM42 47V48H41ZM118 47H119V49H118ZM148 47V48H147ZM158 48V50H156L155 51V48ZM162 47H163V51L161 50L162 49ZM174 47H175V49H174ZM178 47V48H177ZM183 47H184V49H183ZM237 47H239V48H237ZM241 47H242V49H241ZM27 48V49H28ZM58 48V49H57ZM94 48H96L95 50H93ZM128 48H130V49H128ZM145 48L146 49H149V50H146L145 51ZM221 48H222V51L223 52H220L221 51ZM226 48H227V52H226ZM233 48V49H232ZM244 48V49H243ZM247 48H248V50H247ZM254 48V49H253ZM261 48H262V50H261ZM40 49V50H39ZM97 49H98V51H97ZM108 49V48H107ZM132 49V50H131ZM144 49V50H143ZM179 49V50H178ZM204 49H205V51H204ZM210 50V51H208V50ZM241 49V50H240ZM250 49V50H249ZM258 49V54H259V56L257 55V50ZM52 50V51H51ZM92 52H91V51ZM100 50V51H99ZM111 50H112V52H111ZM119 50V51H118ZM123 50V51H122ZM132 52H131V51ZM169 50H171V53H172V56H173V59H171L172 58V56H171V54H169V56H167V57H165V53H167V51H169ZM219 52H218V51ZM259 50H261V51H263V52H261V51H259ZM39 51H40V53H39ZM51 51V52H50ZM89 51H90V54H87V53H85V52H88L89 53ZM97 51V52H96ZM115 51V52H114ZM120 51H122V52H120ZM143 51V52H142ZM152 51H154L155 52V54H151V52ZM178 51V52H177ZM256 51V52H255ZM56 52H57V54H58V56H57V54H56ZM125 52H130L129 54H128V57H126L124 60L125 61H127L128 59L129 60H131L132 61V66H130L131 68H130V70H131V72L130 73H128L127 71H125V70H119L118 69V67H117V65L116 64H118L120 61H122L123 60V54L125 53ZM159 52L160 53H162V55L161 54H159ZM205 53V56H203L204 55V53ZM255 52V53H254ZM259 52H261V54L259 53ZM38 53V54H37ZM82 53H85V54H82ZM112 53H113V55H112ZM114 53L115 54H117V55H114ZM169 53H170V51H169ZM230 53V55H228V54ZM263 53V54H262ZM43 54V55H42ZM44 54H45V56H44ZM51 54H53V55H51ZM82 54V55H81ZM97 54H99L100 56L98 57V59L100 58V60H102V61H100V60H98L97 59ZM143 54V55H142ZM151 54V55H150ZM191 54V55H190ZM223 54V56H221ZM250 54H251V56H250ZM254 54V55H253ZM44 56L43 58H42V56ZM55 55V56H54ZM76 55L77 56H79V58L77 57L76 58ZM120 55V56H119ZM144 55H146V58L144 57ZM153 55H154V59H153ZM159 55H161V56H159ZM233 55V56H232ZM257 57H256V56ZM263 55V56H262ZM36 56H39V57H36ZM49 56H51V57H49ZM54 56V57H53ZM66 56V58H64ZM147 56H148V58H150V60L149 59H147ZM151 56H152V58H151ZM200 56H201V58H200ZM203 56V57H202ZM232 56V57H231ZM48 57V58H47ZM67 57L69 58V59H67ZM81 57V58H80ZM120 57H121V59H120ZM186 58V60H185V62H184V59L183 58ZM223 57V58H224ZM226 57L227 58H229V59H231V60H228V59H226ZM234 57H236V60L235 59H233ZM41 58V59H40ZM134 58H139L140 59V61L139 62H137V60L136 59H134ZM164 58H165V60H164ZM252 58H255V59H252ZM263 58V59H262ZM49 59V60H48ZM71 59V60H70ZM77 59H79V60H77ZM106 59L108 62H106V61H104V60ZM144 59H146V62H145V60ZM153 59V60H152ZM158 59H159V61H158ZM167 59V60H166ZM188 59H190V60H188ZM241 61H243V62H240V60ZM261 59V60H260ZM27 60V58L25 59V64H26V66H28L29 65V63L26 61ZM52 60L54 61V62H52ZM77 60V61H76ZM80 60H82L83 61V63H81V65H80V62H82V61H80ZM88 60V61H87ZM183 60V61H182ZM199 60V61H198ZM205 60H207V61H205ZM239 60V61H238ZM37 61H38V63H37ZM80 61V62H79ZM111 61V62H110ZM164 61H165V63H164ZM172 61L174 62V64H175V66H173V65H171L172 64ZM231 61H233V62H236L237 64H238V66L237 67H235L234 68V64H232L231 63ZM27 62V63H26ZM44 62H45V64H44ZM128 62V61H127ZM161 62V63H160ZM187 62V63H186ZM201 62H203V63H201ZM240 62V63H239ZM246 62V63H245ZM41 63V64H40ZM57 63V62H56ZM69 65H68V64ZM73 63V65H71ZM111 63V64H110ZM135 63V64H134ZM147 63H149V64H147ZM178 63V64H177ZM196 65H194V64ZM201 65H199V64ZM235 63V64H236ZM250 63H254V65L256 66L257 64H258V66L259 67H262L263 68V70L260 68H255V66H251V64ZM263 63V64H262ZM43 64V66H41L40 67V65H42ZM101 64H103V66L101 65ZM137 64V65H136ZM155 64H158V67H157V69L154 67L155 66ZM161 64H162V67H161ZM49 65V64H48ZM136 65V66H135ZM142 65V66H141ZM148 65H152L151 67L154 69V71H156L155 73H159V71L161 72V77L159 76V78H157L156 76L154 77V76H151V74L147 71L148 69H147V67H148ZM227 65V64H226ZM226 65L224 66L225 68H227L226 67ZM82 66V67H81ZM97 66H102L101 68L103 69H101V72H102V76L101 75H98L97 73H101L100 72V68H98V69H96L97 68ZM140 66H141V69H140ZM169 66V67H168ZM195 66V68L193 69V67ZM50 67V68H49ZM113 67H115L114 69H113ZM167 67L169 68V70H167ZM42 68H43V70H42ZM49 70H48V69ZM80 68V69H79ZM184 68V69H183ZM225 68H224V70H225ZM79 69V70H78ZM82 69L84 70L83 72H85V73H87V71L89 72V73H87V74H89L88 75V77H85V76H87V74H85V73H83L82 72ZM147 69V70H146ZM160 69V70H159ZM192 69H193V71H192ZM97 72H96V71ZM119 70V71H118ZM140 70H142V71H144L143 72V74H146V75H148L147 76V78H146V76L145 75H142V71H140ZM159 70V71H158ZM95 71V72H94ZM111 71V72H110ZM121 71V72H120ZM146 71H147V73H146ZM169 71V72H168ZM172 71H174V73L172 72ZM82 72V73H81ZM116 72H118V74L119 75H116ZM124 72H127V73H125L124 74ZM248 72H250V71H248ZM138 73V74H137ZM52 74V73H51ZM85 76H84V75ZM112 74V75H111ZM129 76V77H127V75ZM173 74V75H172ZM177 75V76H175V75ZM167 77H166V76ZM170 75H172V76H170ZM79 76V77H78ZM83 76V77H82ZM104 76V77H103ZM123 76V77H122ZM135 76V79H133L132 81H131V79H132V77H134ZM152 78H154V79H152ZM86 79H85V78ZM106 77V79H107V77H109V80H105L104 81V79L103 78H105ZM116 77V78H115ZM139 77H141L142 79H141V81H140V83H145L146 84V82H149L148 84H140V90L139 91H136L137 90V88L134 86L133 87V84L134 83H137V82H139V80H138V78ZM148 77H149V79H148ZM172 77V78H171ZM82 78H84V79H82ZM97 78H99L100 80H98ZM120 78V79H119ZM124 78H126L127 80H125ZM157 78V79H156ZM161 78H163V79H161ZM189 78H191V79H194V81L193 80H191L190 79V81H189ZM226 78H229V75H226V76H222L220 79H221V81H220V79L218 80L216 77H214V76H209L208 77V79H207V81H208V83H210V85H211V87L212 88H214V86H215V89H219V92L221 93V99L223 98L224 99V97L226 98V96H228L229 95V92L228 91H230L232 88H233V86L234 87H236L237 85H236V82H235V79H228V83H227V85L225 86L224 84H226V83H224L225 81L223 80V79H226ZM80 79V80H79ZM88 79H89V81H88ZM93 79L94 80H96V82H95V84H94V82H93ZM149 81H148V80ZM151 79V80H150ZM188 79V80H187ZM143 80V81H142ZM159 80H161V81H159ZM213 80H217L216 82H214ZM88 82V87H87V82ZM108 81H109V83H108ZM118 81H119V83H120V81L121 82H124L123 83V85H126V86H123V85H121V83L120 84H118ZM151 81V82H150ZM155 81V82H154ZM193 81V82H192ZM224 81V82H223ZM127 82V83H126ZM132 82V83H131ZM223 82V86L221 85V83ZM44 83V84H43ZM48 83V79H46V78H43V80L41 81V84L43 85V86H45L46 84ZM97 83V84H96ZM156 83V84H155ZM84 84V85H83ZM108 86V87H110L109 89H110V92H109V89H108V87H106V86ZM118 85H120V86H118ZM135 85V84H134ZM168 87H167V86ZM60 86V87H59ZM84 86V87H83ZM111 86H112V88H111ZM129 86V87H128ZM146 86V87H145ZM260 86H261V88L260 89H262L263 91H264V84L263 83H261L260 84ZM46 87V86H45ZM75 87V86H74ZM104 87H106V89L107 90H105V88ZM122 89H124V91H123V93L121 92V88ZM151 87H152V89H153V91L151 90ZM159 87V88H158ZM232 87V88H231ZM98 88H100V89H98ZM118 88H120V89H118ZM126 88H128V90H129V93H128V95H127V93H125V91L126 92H128L127 90H126ZM134 88V89H133ZM172 88V87H171ZM176 88H178V89H176ZM187 88V89H188ZM75 89H76V87H75ZM98 89V90H97ZM114 89H116V90H114ZM170 89V90H169ZM89 90V91H88ZM150 90V91H149ZM157 90H160V91H158L157 92ZM168 90V91H167ZM238 91H239V97H238V99L239 100H235L234 102H233V100H229V99H227L229 102H227V101H224L223 99L222 100H220V99H218V103L216 104V108H218V106H219V108H220V105H222V103L224 102L225 104L224 105H222V107H221V109L223 110V111H225V112H230L234 117H235V120L237 121L236 123H238V124H240V125H246L249 129H250V132H251V134H252V136L253 137H255L256 136V138L255 139H257V140H259V141H261V142H263V144H264V114L262 115L261 113H264V108H263V102H264V93H260V91H259V89H258V91L256 90V89H254L253 87H250L248 90H246V93H247V95L246 94H244L245 92H244V89H237ZM254 90V91H253ZM261 90V91H262ZM76 91V92H77ZM97 91H102L101 93L102 94H99V92H97ZM117 91V92H116ZM170 91V92H169ZM251 91L253 92V93H251ZM256 91H257V93H256ZM91 92H93L91 95H89ZM133 92V93H132ZM139 92V93H138ZM152 92V93H151ZM157 92V93H156ZM228 92V93H227ZM61 93H62V95H61ZM63 93H64V95H63ZM78 94H79V92H77ZM95 93H97V94H95ZM178 93V94H177ZM249 93H251V94H249ZM45 94H47V96L45 95ZM48 94L49 95H52L51 93H49V92H42V94H41V97H42V101L44 102V104H47L49 101H51V100H53V97H52V99H51V96H48ZM99 94V96H97ZM126 94V95H125ZM148 94V95H147ZM157 94V95H156ZM188 95H189V92L187 93ZM185 95L183 98H182V100H183V102L185 103V105L186 104H188V107L190 108V110L191 111H193V114H191V116H192V118L195 120V119H197V116L195 115L196 114V112H195V110H198V109H207L208 107H207V105L208 106H210L209 104H212V103H210V101L212 102V101H215V100H217V97H209V98H207V100H206V102H205V104L203 105H201L200 103V97L197 95V93H194L192 96H188V95ZM71 97H70V96ZM85 95H87L86 97L87 98H85ZM118 95V96H117ZM132 95H134V97L133 98H131V97H129L128 98V96H132ZM141 97H140V96ZM152 95H153V98L151 99V97H152ZM171 95L172 96H174V97H171ZM177 95V96H176ZM256 95V96H255ZM260 95V96H259ZM74 96H75V99H77V100H74ZM101 96H103L102 98V100H101ZM105 96V97H104ZM107 96V97H106ZM117 96V97H116ZM147 96H149V97H147ZM255 96V97H254ZM165 98L166 100V104L165 103H163L164 102V99L163 98ZM244 97V98H243ZM252 97V98H251ZM106 98V99H105ZM121 98V99H120ZM130 98H131V100L132 101H130ZM156 98V99H155ZM173 98L175 99V100H173ZM189 98V100H188V102L189 103H186L187 102V99ZM193 98H194V100H193ZM211 98V99H210ZM240 98H243V99H240ZM251 98V99H250ZM259 98V99H258ZM56 99H57V96H56ZM91 99H93V100H91ZM117 99V100H116ZM123 99V100H122ZM129 99V100H128ZM250 99V100H249ZM58 100V99H57ZM57 100H56V102H57ZM80 100V101H79ZM86 100V101H85ZM88 100V101H87ZM94 100H96V102H97V104H98V107H96L95 108V106H93L92 104H91V102H93ZM109 100H112V101H114V102H112L111 101V103L112 104H114L115 103V101L117 102L116 104H114L115 105V107H114V105H112V104H109ZM123 102H122V101ZM159 100V102H157ZM162 100V101H161ZM169 100V101H168ZM191 100V101H190ZM199 100V102H197V101ZM46 101V102H45ZM81 101H85V102H83V104H81L82 102ZM98 101H100L99 103H98ZM103 101H105L104 103H103ZM126 103H125V102ZM148 101L150 102V104H148ZM160 101H161V103H160ZM219 101H221V104L219 103ZM223 101V102H222ZM249 101V102H248ZM58 102H59V100H58ZM88 104H87V103ZM102 102V103H101ZM171 102H173V103H171ZM63 103V102H62ZM62 103L59 105V104H57L56 103V112H57V108H58V111H60L61 110V112H58L59 114H63L64 113V115L65 116H63V118H62V116L61 115H59V114H57L58 116H60L61 117V121L58 123V125H60V127L61 126H64L63 128H65V127H71L73 130H75V124H77V125H79V123H78V121H77V119H73V121H74V125H73V121H72V126H70L69 125V123H67V122H65L66 121V118L68 117V115H69V113H70V110H69V108H71L70 106H68V105H66V104H64L63 103V105H62ZM74 103H77V104H74ZM90 103V104H89ZM100 103L102 104V105H100ZM232 103H236V104H232ZM238 103V104H237ZM252 103V104H251ZM260 103V104H259ZM165 104V105H164ZM172 106H171V105ZM190 104V105H189ZM220 104V105H219ZM244 104V105H247V104H249L248 106H242V105ZM258 104V105H257ZM59 105V106H58ZM82 105V106H81ZM84 105V106H83ZM87 105V106H86ZM121 105H123L122 107H120ZM175 105V106H174ZM237 105V106H236ZM261 105V107H259ZM63 106V107H62ZM91 106H92V108H91ZM114 107V108H110V107ZM164 106V107H163ZM167 106V107H166ZM169 106V107H168ZM232 106H233V110L232 109H230V108H232ZM236 108H235V107ZM239 106H241L240 108H239ZM66 107V108H65ZM83 107H84V111H83ZM88 107V108H87ZM175 107H177V108H175ZM228 107V108H227ZM244 107V108H243ZM235 108V109H234ZM243 108V109H242ZM261 108L263 109V110H261ZM66 109H67V111H66ZM91 111V112H89V110ZM118 109V110H117ZM239 109H241L242 110V112H241V110L239 111ZM65 110V111H64ZM113 110H115V111H113ZM231 110L233 111V112H231ZM236 110H238V111H236ZM259 110V111H258ZM85 111L87 112L86 114L87 115H84V117L82 116L83 115V113L85 114ZM99 111V112H98ZM116 111L118 112V113H116ZM170 111H171V113H170ZM172 111H175V112H172ZM66 112V113H65ZM96 112H98V115H97V113ZM108 112L109 113H112V116L110 115V116H108L109 114H108ZM238 112V113H237ZM259 112V113H258ZM68 113V114H67ZM104 114L105 116H106V120H105V117H103V116H101V114ZM123 113V114H122ZM178 113V114H177ZM79 114H81V115H79ZM121 114H122V116H121ZM171 114H172V118L170 117L171 116ZM175 114V115H174ZM177 114V115H176ZM239 114H241V115H239ZM56 115V116H57ZM94 116H95V118H94ZM99 116H101V117H99ZM168 116V117H167ZM83 117V118H82ZM263 117V118H262ZM75 118V117H74ZM87 118H88V120H87ZM111 118V119H110ZM150 118V119H149ZM155 118H157V119H155ZM162 118H163V120H162ZM166 118V119H165ZM181 118V119H180ZM86 119V120H85ZM98 119H101V121L100 120H98ZM112 119H115V120H112ZM117 119V120H116ZM170 119V120H169ZM242 119V120H241ZM64 120V121H63ZM92 120V121H91ZM150 120H151V122H150ZM160 120V121H159ZM162 120V121H161ZM98 121V123L97 124H95L96 122ZM121 121V122H120ZM157 121L159 122L158 124H157ZM182 121V122H181ZM249 121H253L255 124L254 125H252V126H250V122ZM76 122V123H75ZM145 122V123H144ZM161 122V123H160ZM177 122V123H176ZM95 124V126L94 125H92V124ZM105 123V124H104ZM122 124V126H123V128H122V126H121V124ZM84 124V123H83ZM99 124H100V126H102L101 128L100 127H98L99 126ZM119 124V125H118ZM150 124H152V126H151V128H150ZM155 124V125H154ZM178 124V125H177ZM182 124V125H181ZM68 125V126H67ZM104 125V126H103ZM142 125H145L146 126V128L145 127H142ZM168 125H169V127H172V125H173V130L171 129V128H167L168 127ZM171 125V126H170ZM174 125L176 126V127H174ZM74 126V127H73ZM90 126H92V128H93V132H92V134L91 133H89V127ZM97 126V127H96ZM107 126V127H106ZM167 126V127H166ZM189 128H188V127ZM86 127H88V128H86ZM191 127V128H190ZM62 128V129H63ZM111 128H116V129H111ZM145 128V129H144ZM154 128H156V129H154ZM161 128V129H160ZM166 128H167V131H168V133H167V131H166ZM174 128H176V130H178V132L177 131H174L175 129ZM178 128H180V129H178ZM182 128V129H181ZM184 128V129H183ZM95 129V130H94ZM98 129H99V131H101L102 129H103V133L101 132H99L98 133ZM146 129H147V131H146ZM188 129H189V131H188ZM191 129V130H190ZM112 130V131H111ZM181 130H182V133H181ZM88 131V132H87ZM156 131V132H155ZM83 132H87V133H83ZM150 132V133H149ZM177 132V133H176ZM188 132V133H187ZM142 133V134H141ZM80 134H82L81 135V140H82V138L84 139V140H80L79 139V137H80ZM85 136H84V135ZM151 135V136H148V135ZM168 134V137H166V135ZM172 134H173V136L174 137H170V136H172ZM86 135H89L91 138H93V139H89V137L88 138H86L87 136ZM109 135L111 136V137H109ZM154 135L156 136L157 135V137L156 138H154ZM179 135H182V137L184 136V138H181V136H179ZM148 136V137H147ZM160 136H161V138H160ZM60 137H61V139L62 140H64L63 139V137L60 135ZM144 137V138H143ZM194 137H196V138H194ZM182 140H181V139ZM162 139V140H161ZM168 139L169 140H171L170 142L168 141ZM192 139V141L191 142H188V141H190ZM80 140V141H79ZM152 141V144L151 143H147L148 141ZM164 140L166 141H168V142H164ZM185 140H187V142H185V143H188V146H189V144L190 143H194L195 142V145L194 144H192V146L190 147H188L187 146V144H185L183 141H185ZM85 141V142H84ZM149 141V142H150ZM80 142V143H79ZM82 142H84V143H82ZM159 142V143H158ZM177 142V143H176ZM106 143H109L111 146H107L106 145ZM158 143V144H157ZM224 145H226L225 143H227V140H225V141H223L222 142ZM112 144L114 145V147H112ZM149 144H151V145H149ZM156 144V145H155ZM172 144V148L171 147H169L168 148V146L167 145H171ZM262 144V145H263ZM197 145H198V147H197ZM141 146H143V147H145V146H147V149L144 151V149L146 148H143V147H141ZM158 146V148H156V147ZM162 146H163V148H162ZM167 147V148H166ZM197 147V148H196ZM160 148L162 149V151L161 152H159L160 151ZM159 149V150H158ZM178 150L180 151L181 150V156H179L180 154L178 153ZM154 151H155V153H154ZM164 151H166V154H165V152ZM168 151V152H167ZM185 151H186V155L184 154L185 153ZM193 151V152H192ZM220 151V152H219ZM215 152H218L219 154H217V153H215ZM160 153V155H161V157H160V155L158 156L161 160H162V162H161V160H159L158 159V157L156 156L155 157V155H158ZM163 153L165 154V155H163ZM176 153V154H175ZM150 154V155H149ZM177 154H178V156L180 157H178L177 156ZM227 154V155H226ZM140 155V156H139ZM184 155V159L183 158H181L182 156ZM191 155H192V158H193V161H191L190 160V157H191ZM218 155H221V156H223L222 158H221V156H219L218 157ZM114 156V157H113ZM146 156V157H145ZM149 156H151V157H149ZM168 156V157H167ZM224 156H226V157H224ZM111 157V158H110ZM113 157V158H112ZM136 157H140V158H136ZM178 157V158H177ZM188 157V158H187ZM215 157V158H214ZM68 158L69 159H67L68 161L70 160V161H76V157H74L73 155H69L68 156ZM116 160H115V159ZM146 158V159H145ZM149 158H151V160L149 159ZM185 158H187V159H185ZM191 158V159H192ZM200 158V159H199ZM111 159H113V161H111ZM141 159V161H139ZM143 159V160H142ZM155 159V160H154ZM181 159V160H180ZM196 159V160H195ZM109 160L111 161V162H113V163H111L110 164V162H109ZM146 160H150V161H146ZM157 161L160 165V167L157 165L158 163L156 162V164H154L155 162L154 161ZM182 160L184 161L183 163H182ZM187 160V161H186ZM190 160V161H189ZM80 161H78V164H79V162ZM114 161H116V163L114 162ZM127 161H128V163H127ZM131 163H130V162ZM142 161H144V162H142ZM146 161V162H145ZM164 161V162H163ZM200 161V162H199ZM103 162V163H102ZM148 162V163H147ZM186 162V163H185ZM62 163V162H61ZM60 162H59V166H62V167H59L60 169H62L63 168V170H66V169H68L67 167L65 168V166H67L65 163H63L65 166H63V165H60L61 164ZM89 163H92V164H90L89 165ZM96 163V164H95ZM98 163L99 164H101L102 163V165L100 166V165H98ZM126 163H127V165H126ZM138 163V164H137ZM146 164V166H145V164ZM163 163H165L164 165H163ZM199 163V164H198ZM83 164V165H82ZM112 164H113V166H115L114 168H113V166H112ZM126 165V167H125V165ZM148 164V165H147ZM193 164L195 165V166H193ZM222 164H224V168H223V166H222ZM86 165V166H85ZM93 165H94V167H93ZM110 165V166H109ZM154 165H156V166H154ZM163 165V166H162ZM91 166L93 169H91V167H90V169H89V167ZM104 166V167H103ZM137 166V167H136ZM148 166L150 167V168H148ZM134 167H135V169H134ZM199 167V168H198ZM88 168V169H87ZM102 168V169H101ZM137 168V169H136ZM222 168H223V171H227L228 173H227V175L225 176V172H223L222 171ZM82 169V170H81ZM115 169V170H114ZM156 169L158 170V171H160L162 174H160V173H158L157 175H154V171H156ZM105 170V171H104ZM109 170V171H108ZM135 170V171H134ZM149 170V171H148ZM236 172H235V171ZM84 171V172H83ZM90 171V172H91ZM106 171H108V172H106ZM124 171V172H123ZM143 173H142V172ZM147 171V172H146ZM233 171H234V173H233ZM257 171V172H256ZM84 174H83V173ZM100 172V173H99ZM104 172H106V173H104ZM126 172V173H125ZM146 172V173H145ZM221 172H223L222 174H224V176L223 175H221ZM239 172V173H238ZM246 172L248 173V174H246ZM89 173V172H88ZM93 173V172H92ZM113 173H114V175H113ZM122 173H125V174H122ZM240 173H241V176H240ZM259 173V174H258ZM105 174V175H104ZM111 174V175H110ZM117 174V175H116ZM135 174H137V175H135ZM159 174L161 175L160 176V178L158 177L159 176ZM236 174V175H235ZM237 174H238V177H239V181H238V178L236 177L237 176ZM253 174V175H252ZM255 174H256V176H255ZM78 175V174H77ZM108 175V176H107ZM123 175H126V176H123ZM129 175L131 176L130 178H129ZM136 176L135 178L137 179V181H135L136 179L133 177V176ZM142 176V177H144L146 180H143V179H139L140 177H138V176ZM146 175L147 176H149V177H146ZM235 176V178H234V176ZM261 175V174H260ZM117 176V177H116ZM123 176V177H122ZM219 176H221V177H219ZM243 176H245V177H243ZM223 177H224V179H223ZM241 177H243V178H241ZM132 178H134V179H132ZM241 178V179H240ZM103 179V180H102ZM233 179H235V181L233 180ZM243 179V180H242ZM102 180V181H101ZM158 180H159V182H158ZM232 180L234 181L233 183H232ZM256 180V181H257ZM117 181H119V182H117ZM129 181V183H127V186L125 187V182H128ZM138 181H140L139 183H138ZM230 181V182H229ZM242 181L244 182V184L242 183ZM261 181V180H260ZM256 182L257 184H259V186H260V189H261V191L263 192V194H264V187L262 188L261 187V184H262V182ZM111 182H113V184H111ZM132 182V183H131ZM163 182V181H162ZM228 182V183H227ZM235 182H237V184L236 185H234L235 184ZM114 183H116V184H114ZM139 185H138V184ZM153 183L155 184V185H153ZM156 183L158 184L157 186L158 187H155L156 186ZM231 183L234 185H231ZM261 183V184H260ZM141 184V185H140ZM241 184H243V185H241ZM99 185V184H98ZM115 185H117V187L120 185V189H118ZM128 185H131V188H130V186H128ZM79 186H82V183L80 184V185H78L77 187V189L78 190H80L81 189V187H79ZM87 187L88 185L87 184H84V186H82V188L83 187ZM104 186H106L107 187V189H105L106 187H104ZM113 186H115V187H113ZM133 186V187H132ZM141 186V187H140ZM231 186V187H230ZM235 186H239V188H237L236 187V189H235ZM263 186V185H262ZM85 187V188H86ZM102 187H104V188H102ZM114 188V189H111V188ZM136 187V188H135ZM240 187H241V190H240ZM8 188V187H7ZM80 188V189H79ZM121 188H122V191H121ZM138 188V189H137ZM230 188H232L231 190H237V191H240V192H238L237 193V191H234L233 190V193H234V195H232V192H231V190H230ZM20 189V188H19ZM19 189H18V187L16 188H13L12 190L13 191H19ZM105 191H104V190ZM118 189V190H117ZM123 189H125V190H123ZM137 190V191H135V190ZM151 189H153L152 190V192L150 191ZM243 189V190H242ZM82 191H83V189H81ZM85 191H87L86 189H84ZM111 190H114V191H111ZM180 190V191H179ZM190 188H188V196H190V194L193 192L192 191V189L190 190ZM224 190V189H223ZM20 191H21V189H20ZM81 191V192H82ZM87 191V192H88ZM104 191V192H103ZM119 193H118V192ZM125 191V194H127L128 196H133V197H127V195L125 196L124 195V192ZM128 191H130V192H128ZM149 191V192H148ZM192 191V192H191ZM241 191H243V192H241ZM80 192V193H81ZM86 192V193H87ZM114 193V195H113V193ZM151 192V193H150ZM179 192H182V193H179ZM185 192V193H184ZM230 192V193H229ZM245 192H246V189H245ZM83 193V192H82ZM81 193V194H82ZM85 192L83 193V194H86ZM137 195H136V194ZM156 193H158V194H156ZM172 193V194H171ZM184 193V194H183ZM198 193H200V194H198ZM241 193H243V194H241ZM111 194L113 195L112 197H111ZM156 194V195H155ZM236 194H238V196L236 195ZM241 194V195H240ZM159 195V196H158ZM205 195H206V197H205ZM226 195L228 196L227 198H226ZM240 195V196H239ZM61 196V198H64L63 196L64 195H60ZM103 196V197H102ZM125 196V197H124ZM143 196H147L146 198L145 197H143ZM172 196V199L170 198ZM221 196V197H220ZM233 196H234V199H235V201L236 202H238V200H239V197H240V201H239V203H236V202H234V200H233ZM73 197H75V196H73V195H70L69 194V196H68V194H67V196H65V198H66V200H69L70 202H72V203H74L75 205H76V203H77V206L79 205H82V207H86V205H88L87 203H86V201H84L81 197H75V198H73ZM93 197V196H92ZM97 197H99L101 200H99V198H97ZM140 197V198H139ZM151 197H153V199L150 201V199L149 198H151ZM155 197V198H154ZM163 197H167L168 199H165V198H163ZM203 197H205V199L203 198ZM220 197V198H219ZM231 197V198H230ZM238 197V198H237ZM69 198H73V199H69ZM105 200V198H107L106 200H108V199H111L110 201H106L105 200V202L103 201V199ZM126 198V199H125ZM127 198H132V200H134V199H136L138 202L139 201H141V202H139V203H141V207H143V209H142V211H141V213H142V215L143 214H145V215H143L144 217H146V215L147 216H149L150 214L148 213L149 212V210H148V208L150 207V208H152V209H154V210H158V211H160V213L162 214L161 216L163 217H161L160 216V218L159 219H157V223H156V221L155 220H152L153 218H147L146 217V219L145 220H142V221H144V222H140V227H141V229H142V232H141V234H142V237H141V234H140V236H139V240H141V244H138V240L137 241H134V239H136L137 238V236L135 237V235L133 234V228H132V226L130 225V224H128L129 222L127 221V217L124 215V213H125V211L126 212H128V208L123 204V203H125V202H132L131 200H127ZM142 198H143V201H142ZM75 199H77V200H75ZM148 200V201H146V200ZM170 199V200H169ZM181 199V200H180ZM202 199H204L205 200V202L202 200ZM222 199H223V201H224V203H223V201H222ZM46 200H48V202L46 201ZM74 200H75V202H74ZM113 200H115V201H113ZM118 200V202H116ZM209 200V201H208ZM216 200H218V201H216ZM221 200V201H220ZM228 200V201H227ZM245 200V199H244ZM245 200V201H246ZM50 200H49V198L48 197H46V199L44 200V204L47 206V207H45V209H47L46 211H49V209H48V206H50V204H48V203H50L49 202ZM98 201H103L102 203L101 202H99L98 203ZM124 201V202H123ZM184 201V202H183ZM215 201H216V203H218V205L216 206V207H218V209H215L214 207H215V205H216V203H215ZM226 201V202H225ZM233 203H232V202ZM29 202H31V204H29ZM32 202H34V204H36L37 202H36V200L35 199H28L27 200V206L28 207H32L33 206V204H32ZM46 202V203H45ZM78 202H80V203H78ZM84 202V203H83ZM108 202H110V203H108ZM149 202V203H148ZM153 202H155V203H153ZM203 204H206V206L205 205H203L202 206V203ZM208 202H209V204H208ZM211 202H212V204H211ZM230 202V203H229ZM248 202H250V204L248 203ZM82 203V204H81ZM85 203H86V205H85ZM102 204V206H101V204ZM111 203H113L114 205V207L113 206H111L112 204ZM143 203V204H142ZM164 203V204H163ZM171 203H174V206H172L171 205V207L169 206ZM184 203V204H183ZM186 203V204H185ZM214 203H215V205H214ZM111 204V205H110ZM201 204V205H200ZM225 204H226V206H225ZM230 204H232L231 206H233V204H236L235 206H236V208L234 209V207L232 208L231 206H229ZM83 205H85V206H83ZM107 205H108V207H107ZM116 205H119V207L117 206L116 207ZM121 205H122V207H121ZM153 205H156L155 207L153 206ZM179 205V206H178ZM185 205V206H184ZM208 205L210 206V207H208ZM212 205H214V207L212 206ZM239 205V206H238ZM242 205V206H241ZM76 206V208L78 209V211H81V209L83 210V211H88V209L90 208V205H88L87 206V208H82V207H77ZM175 206H176V208H175ZM211 206L213 207V208H211ZM226 208H228V209H226ZM145 207H147V208H145ZM158 207H161V209L162 210H160ZM168 207V208H167ZM181 208V211H183V212H181L180 211V208ZM187 207H190V210L187 208ZM199 207H201V210H199ZM202 207H205V209H207L208 210V208H210L209 209V211H211L210 213L208 212V211H205V209L204 208H202ZM220 207V208H219ZM221 207H223L224 208V211H223V208H221ZM244 207H246V208H244ZM112 208V209H111ZM127 208V209H126ZM145 208V209H144ZM157 208V209H156ZM234 210H232V209ZM238 208V209H237ZM241 208V209H240ZM147 209V210H146ZM165 209H170L171 211L170 212H168L167 210H165ZM187 210V212H186V210ZM193 209V210H192ZM212 209H215L216 211H213ZM6 211H4V212H6L7 214H5L6 215V217H10V215H9V212H8V210L7 209H5ZM61 210L62 209H59V210H57L56 209V215L58 216V218L59 219H57V220H59V221H57L56 220V223L58 224V225H56V234L59 236V237H61L62 238V236H64L65 237V235H63V234H61L60 233V231H57V228L58 229H60V224H59V222H60V217H59V214L60 213H62L61 212ZM103 210H106V211H103ZM196 210V211H197ZM218 210V211H217ZM230 210H232V212L230 211ZM235 210H236V212H235ZM238 210V211H237ZM124 211V212H123ZM144 211H145V213H144ZM223 211V214L222 215H219L220 214V212H222ZM229 212V215H228V212ZM4 212H1V213H4ZM104 212V213H103ZM204 212V216H202V214L201 215H199L200 213H203ZM207 212L209 213V214H207ZM213 212V213H212ZM0 213V214H1ZM78 213V214H77ZM76 214L77 215H79V216H77V218H78V220H80V218H81V213L79 214V212H77ZM110 213V216H112V214ZM205 213L207 214V215H205ZM214 214V215H212V214ZM218 214V215H215V214ZM149 214V215H148ZM197 214V215H196ZM228 216H227V215ZM5 215L4 214H1L0 215V226H1V224L3 225V224H5V225H3V227H1L0 229H2V230H4V229H6L7 227H9V225H10V222H11V220H10V218L9 219H7V218H5ZM122 215H124L125 216V219H123V217L124 216H122ZM210 215V217H208ZM223 215H225V216H223ZM2 216V217H1ZM4 216V217H3ZM56 216V217H57ZM90 216V217H89ZM109 216V217H110ZM151 216V215H150ZM169 218H168V217ZM214 216V217H213ZM222 216V217H221ZM88 217V218H87ZM226 217V218H225ZM90 218V219H89ZM105 218V217H104ZM107 218H108V216H107ZM221 218V219H220ZM228 218V219H227ZM88 219V220H87ZM170 219V220H169ZM8 220H10V221H8ZM163 220V221H162ZM164 220H166V222L164 221ZM173 220V221H172ZM216 219H214V221H215ZM223 220H225V221H223ZM120 221V223H118ZM210 221V220H209ZM93 222V223H92ZM96 222H98V223H96ZM156 223V224H154L155 226H153V223ZM163 223V224H160V223ZM171 222H174V224H172ZM191 222V223H190ZM118 223V224H117ZM122 223V224H121ZM142 223H144L145 225H142ZM166 223V224H165ZM96 224V225H95ZM126 225V226H129L130 225V227L131 228H128V227H125V228H127V232H126V229L123 227L124 225ZM139 224V223H138ZM157 224H160L159 226H157ZM171 224V225H170ZM184 224V225H183ZM206 224H208V222L206 223ZM8 225V226H7ZM21 227H19L21 230H24L23 229V226H24V224L23 223H20L19 224ZM168 226V228H170L171 226H172V228H170V229H168V228H166V231H165V228L164 227H162V226ZM190 225H191V227H190ZM7 226V227H6ZM59 226V227H58ZM118 226H116V229L118 228L119 229V227ZM174 226V227H173ZM6 227V228H5ZM26 227V226H25ZM148 227V228H147ZM125 230H124V229ZM156 228H161V230L163 231V235H162V231L159 229V230H157ZM8 229V232L10 231L9 230V228H7ZM147 229V230H146ZM191 229H192V231H191ZM1 230V231H2ZM124 230V231H123ZM144 230H146V232H148L149 234H155L157 237H158V235L160 236V237H158L160 240L158 241V242H156V241H152L151 242V239H147V237H145L144 235H143V232H144ZM150 230H151V232H150ZM170 230V231H169ZM0 231V232H1ZM6 233H8L6 230H4ZM157 231V232H156ZM3 232V231H2ZM178 232V233H177ZM10 234H11V232H9ZM130 233V234H129ZM157 233V234H156ZM159 233V234H158ZM176 233V234H175ZM206 234H207V236L205 237V239H204V237L203 236H201L200 235V237H199V242L197 243V247H198V250H196V251H191V252H193V257L191 258V260L193 261H189L188 260V258L189 257H191V256H189L190 255V253L189 252H187L188 250L190 251V249L189 248H186V249H188V250H186V255L183 253L184 252V250H185V248L183 247V248H181V249H179V250H177L178 252H179V257H178V259H174L176 262L178 261V263L180 264V261H181V258H183V257H186L185 259H186V262H185V259H183L182 261H184V263H188V262H191V264L193 263L194 264V262H195V264H197V262H196V260H197V258H198V255H199V258H200V256L201 255H203L204 254V258H203V256H201L202 257V259L204 260V262H205V264H209V263H213V264H216L217 263V261H216V257L214 256V258L212 257L211 258V255L210 256H207V255H205L206 254V252H203L204 251V249H203V251H202V248L203 247H207L210 251H212V252H216V253H218V252H220V250L219 251H217V248H216V246H214L215 247V249H214V247L210 244V242H216V241H218V239L216 238V237H213L214 235L212 234V233H210V231H206L205 232ZM89 234V235H88ZM90 234L92 235V237H89L90 236ZM104 234H106L105 236H104ZM173 234V235H172ZM210 234V235H209ZM61 235V236H60ZM98 235H100V238L101 239H99L98 240ZM101 235H103L102 237L103 238H105L106 236H107V238L109 239V240H112V241H110V243H109V241H107L106 239L107 238H105V240H106V243L108 244H105V240L104 239H102V237H101ZM134 237V238H132V237ZM211 236V237H210ZM67 237V236H66ZM65 237V238H66ZM147 240V241H149L148 243L149 244H147L146 243V240L144 239V238ZM65 238H62L63 240L65 239ZM124 240H123V239ZM163 238V239H162ZM217 240H216V239ZM70 240H71V238H69ZM115 239V240H114ZM127 239H128V241H127ZM131 239V240H130ZM167 239V240H166ZM209 239V240H208ZM213 239L215 240V241H213ZM66 241L68 240L67 238L65 239ZM64 240V241H65ZM100 240H102V241H100ZM122 242H121V241ZM142 240H144V241H142ZM169 240V241H168ZM201 240L203 241V242H201ZM65 241V242H66ZM69 241V240H68ZM132 241H134L133 243H132ZM171 241V242H170ZM111 242L113 243V245L116 247H114L113 245H111ZM116 242H118L117 244H116ZM136 242V243H135ZM209 242V243H208ZM132 243V244H131ZM205 243V244H204ZM208 243V244H207ZM116 244V245H115ZM122 244H123V247H121L122 248V250H121V248L119 247L120 245L122 246ZM158 246H157V245ZM167 244H169L168 246H167ZM107 245V246H106ZM150 245V246H149ZM154 245H155V247H154ZM162 245H163V248H165V249H163L162 248ZM164 245H166L165 247H164ZM208 245V246H207ZM111 246V247H110ZM149 246V247H148ZM170 246V247H169ZM209 246H211V247H209ZM137 247H139V248H137ZM143 247V248H142ZM148 247V250L146 249ZM163 250V252H161L160 253V251H162V250H160V248ZM213 247V248H212ZM62 248H64L63 246H62ZM141 248V249H140ZM149 248H150V251H152V254H151V252L149 251ZM159 248V249H158ZM176 249H177V246L175 247ZM212 250H211V249ZM146 249V250H145ZM156 249H157V251H156ZM0 250H1V247H0ZM214 250V251H213ZM159 251V252H158ZM165 251V252H164ZM148 252H149V254H148ZM155 252V253H154ZM169 252V253H168ZM181 252V253H180ZM203 252V253H202ZM212 252H210V254H212ZM226 252H228L227 250L224 252L225 253V255H224V259H225V264H254L252 261L253 260H257V257H255L253 254H247V255H245V254H241L240 255V257H235L234 255H230V256H227V254L228 253H226ZM143 253H145V255L143 254ZM147 253V254H146ZM159 253V254H158ZM166 253V254H165ZM1 255H0V262H1V264H5V263H8V262H5V260H4V256H3V254L2 253H0ZM161 254V255H160ZM163 254H165V255H163ZM188 254V255H187ZM163 255V256H162ZM196 256V257H195ZM213 256V255H212ZM2 257V258H1ZM226 257H227V259H226ZM198 258V259H199ZM209 258L210 259H212V260H210L209 261ZM245 258H247L248 260H250L249 261V263H247L246 261H248L247 259H246V261H245ZM201 259V258H200ZM209 262H208V261ZM214 260V261H213ZM232 260V261H231ZM234 260V261H233ZM240 261V262H239ZM241 261H243V263L241 262ZM211 263V264H212ZM217 264H219V262L217 263Z\"/></svg>","mask_w":264,"mask_h":264}]
</instances>
